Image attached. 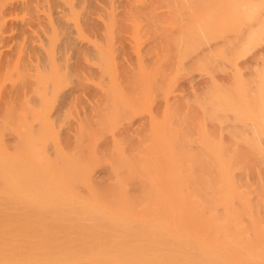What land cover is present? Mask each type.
<instances>
[{
	"label": "bare ground",
	"instance_id": "6f19581e",
	"mask_svg": "<svg viewBox=\"0 0 264 264\" xmlns=\"http://www.w3.org/2000/svg\"><path fill=\"white\" fill-rule=\"evenodd\" d=\"M74 1L75 2H73V0H0V28H1L2 32L4 30L3 28L6 29L7 27L8 28H10V27L11 28H19V30H20V28L21 29L24 28V29H22L23 32L20 30L21 31L20 33H22V34L24 33L25 28H26L25 31H27L28 34L29 33H33L31 31V29L33 30V28L34 29L37 28L36 29L37 31H39L38 28L39 29L42 28L41 30L43 32H41V34L40 33L38 34L37 31L36 32H37L38 35H42L43 37H44V34H46L47 36H45L44 38L46 39V37H47V39H46V41H47L48 40V35L50 33H51L50 35H52L51 37L53 38V40L55 39L54 37L57 35V32L55 30H59L61 32V33L59 32L60 34H62L65 31L66 34L63 33L61 36H59V34H58V37L62 38L64 35L65 36H69L70 35L69 32L71 30H73V32H75V33L77 31L81 32L80 30H82V29H80V28H83V26H84V25H82V27H81V23L85 24L84 28H86L88 23L89 24L91 23V25L93 23L94 24L93 26L90 25V28H89V26L87 28L91 32V31H93V30H91L92 27H95V24H98L100 26V27L98 26V28L100 30L98 29L99 30V34H97L98 32L95 31L96 32V35H95L96 39L95 40L100 39L101 40L100 41L101 44H103L102 43L103 39H101V38H104V40H106V39H109V37H110V36H108L106 38V36L103 35L101 38L100 37L97 38V36L102 35L100 33H101V30L104 31L103 28H114L115 29V27H117L116 25L119 24V26L117 27V30H118L119 28H123L121 26H124L125 28H127L128 24H130V23H132L131 24L132 26H130L131 28H142V26H144V25L146 26V25L150 24L149 23L150 20L147 19V18H150V19H153V21L152 20L151 21H152V24L153 23L154 24L153 25L150 24L151 27L147 26V27H144V28H148V27H150V28H162L164 30L166 28V27L163 26L164 24L173 25L172 31L174 30L173 32L175 33V30L177 29L178 31H180V34H179V32H177V30H176V32L178 33V35L177 34L173 35V33L170 32V34H172L175 37H173L172 35H170V36L169 35H165L166 37L168 36V38L169 37L170 38L166 39L164 41H166V43H167L168 40L171 39L173 41V39H175V41H173V42L174 43L176 42V44H178V45L175 44L176 46H179L181 41L185 42L186 45L182 44L185 47H188L189 45L191 46V47L187 48V49H189L188 50L189 52L185 53V54H189L190 53L189 56L186 55V57H180L181 58L180 60H183V58L185 60H189L188 58H192V55H194V54L196 55V53H198L197 56L198 57L200 56L199 59H201L202 61L204 59V62H202L203 65L205 63V65L207 64V66H210L213 63V60H214L213 56L214 55L212 54V56H209L208 54L206 55L205 52L206 51L208 52V50L211 47H212V50L218 49V48H216L217 46H219V45H217L218 40L221 39V41L223 42L222 37H224V39H226L225 38L226 36L224 35V33L226 31H224V30L233 31L236 28H253V29H255V28H264V0H157V1L156 0H133L134 2L133 3L131 2V4L133 5L135 3V6H134L135 9L137 7L136 12L137 11L139 12V9H140L141 13L143 14L144 11L147 9L145 11L143 17L141 16L142 14L140 13L141 14L140 17H142L143 20L145 18H146V20H148V21L144 20L145 22H143V23H146V22L147 23L144 24V25L141 24L142 25L141 27L139 26V22L141 20H139V19H142V18L137 16L139 13L137 12L136 13L137 15H136V14H133V13H135L134 12L135 9L134 10L130 9L131 12L133 11V13H131L130 10H129V8H133L131 4H130L131 6H129V3H130L129 1L130 0H127L128 3H126V0L123 1L124 2V7L122 6L123 2H122V4H120V1H122V0H120V1L113 0V3H115V1H117L116 2L117 3L116 4V7H117L116 11H118V6H117L118 4L120 5L119 7L122 6L124 9L127 6H129L125 10L121 7V9L124 10V11H122V13L126 12L123 15H120L121 14V12H120L121 10L120 9H119L120 11L117 13L118 15H116V13L114 14L112 11H109V10L106 11L104 9L106 11L105 12L102 8H101L102 10L99 8L98 9L99 11H103V13L100 12L102 17L104 15L103 18H101V17L96 18L99 15L98 10H97V8H98L97 4L99 3V1H98V3L97 2L95 3V1L90 0L91 2L93 1L92 3L95 4V5L91 4L90 1H89L88 3L91 4V5H89V7H88V5L86 4L87 5L86 7H88L87 9L89 11L93 10L92 11L93 13H91L93 15L95 14V12H97L96 14H98L97 16H94V17H92L91 14H90V16L92 17L91 19L94 18L93 20L89 19L90 16H89V11L88 10H86V12L88 11L87 12L88 15H85L87 13L85 11H83V12H85V14L82 12L83 13V14H81L82 16H80V18H78V15L80 14L79 10L80 9H81L80 11H82V9L85 10L84 8H86V7L84 6L85 4H82L83 8H82V6L79 5L82 0L79 1L80 3L77 0H74ZM109 1H111V0H107V3ZM41 2H43V3H41ZM77 2L79 4H77ZM102 2H104V0H102ZM154 2L155 3L157 2V3L155 4ZM37 3L38 4L41 3L42 6H38ZM82 3H84V2H82ZM85 3H86V1H85ZM105 3L104 4L102 3V7L103 8H105L103 6V5H105ZM125 4H128V5H125ZM98 5H99V7H101L100 4H98ZM157 5H160L162 8L164 7V9L165 8L167 9L166 12L163 10L164 11L163 15H162V11H160L161 13L159 12L160 15H162V17L164 16L163 18H165V13H166L167 16H166L165 19H163V18L161 19V17L158 16L159 14H157L156 10H158L159 8L155 7ZM90 6H93V7L97 6V8L96 9L95 8H91ZM113 7L115 8L114 5H113ZM110 8H111V6H110ZM141 8H143V10H144L143 12H142ZM90 9H92V10H90ZM47 10L49 11V14H47L48 12L46 13ZM104 13H106V15ZM127 13L130 14V15L128 16ZM156 15L158 16V19L156 18L157 20L155 19V17H157ZM27 16H29V17H27ZM116 16H118V17L116 18ZM122 16H124V17L126 16L125 17L126 20H128L130 23L125 25L127 23V22H125L126 21L125 18H124V21L123 20L120 21L121 18L123 19ZM127 17L130 18L131 20L127 19ZM138 17H139V19H138ZM88 19L93 21V22L89 21ZM116 19L118 20V22H117ZM115 23H117V24L115 25ZM101 27H102V29H101ZM27 28H28V30H27ZM29 28H30V32H29ZM46 28H49V29L53 28L54 31H55L54 33H56V35H54V37H53V34H54L53 30H51L49 32L48 31L49 29L47 30L49 32L47 34V31H45ZM61 28H63V29H61ZM70 28H71V30L68 32V30ZM75 28H77V30H74ZM168 28H171V27H168ZM178 28H181V29H178ZM182 28L183 29H185V28L188 29L189 28V30H190V28L193 29V30L191 29L192 33H190L189 35H186L189 31L187 29H185L186 31H188V32L185 33V36H184L186 41L182 37V35H184V33L182 34V31H183ZM194 28H197L196 31L198 30V32H196L195 35H194L195 37L192 36L194 34V32H195ZM205 28H207V29H205ZM222 28H226V29H222ZM228 28H230V29L228 30ZM65 29H68L67 32H66ZM162 29H160V30H162ZM199 29H201L203 31V36H204V38L202 37L203 39L201 38L202 34H201V32H199L200 31ZM94 30H97V28L95 27ZM107 30L108 29H106L107 35L110 34L109 31H111V33L113 31L115 32V30L112 31V29H110L109 31H107ZM255 30H250V31L253 32ZM44 31H45V33H44ZM83 31H84V29H83ZM73 32H71V33L74 34ZM79 32H77V34H79ZM90 32H88V33L90 34ZM132 32H133V30H132ZM152 32H153V29H152ZM152 32H150V33H152ZM20 33H18V34H20ZM42 33H44V34H42ZM91 33H94V31L91 32ZM129 33H131V32H129ZM164 33L163 34L161 33V36L162 35L164 36ZM197 33L198 34L200 33L201 35L199 34L198 35L199 37H196ZM254 33H256V31L253 32L252 34L250 32L252 37H253ZM4 34L5 33H3V34L1 33L0 36L1 35L3 36ZM72 34L69 36V38L65 37V36L62 38V39H65V40L67 39L66 41L65 40L64 41L60 40L61 38H59V39L57 38V41L59 40V42L60 41L63 42L62 44H64V43L67 44V41L70 40V38L72 39V37H74L73 40L75 41V39H76L75 43H78L76 45H79L80 42L82 41L81 39L83 37H86V36H84L85 35L84 33H82V35L80 33L79 34V36H80L79 38H81L80 39L81 41L78 42L76 36H73ZM157 34H159V31H157ZM255 35L256 34H254V36ZM12 36L9 38L10 40H13ZM18 36L19 35L16 36L17 39H15V37H14V40H15L14 41V46L15 47H16L15 42L17 40L21 41L20 39L23 38V35H22V38H20L21 36H19V37ZM26 36H27V37H25L26 39H30V38H33L34 40L37 39V35H36V37L35 36L31 37L32 34H30L29 35L30 38H28L27 34H26ZM42 36H39V37L41 38ZM112 36L111 37L114 38L115 35H112ZM190 36H191V38H190ZM3 37H1L0 40L3 39ZM51 37H49V39ZM88 37H90V36H88ZM88 37H87V39L86 38H84V39L88 40L89 39ZM116 37H118V36H116ZM180 37H181V39H180ZM186 37H188L189 40ZM112 38H111V41L106 42V47L109 44V42H112ZM194 38L195 39H199V40L201 39L202 41L201 40L200 41L196 40L197 43L199 41V44H197ZM33 39H30L28 41L32 44L33 41H34ZM45 39L44 40L42 39L41 43H43V42L46 43ZM176 39H178V41H176ZM215 39H217V42H216ZM227 39H228V37H227ZM3 40H1L2 43H4ZM31 40H32V42H31ZM38 40H39V38H38ZM38 40L35 41V45H36V42ZM51 40L50 41L48 40L50 43L47 41L48 44H44L43 43L46 46L45 47L43 45L46 52L50 50V49H46V48H51V47H49V45L50 46L52 45V47L54 49L55 45L57 46L58 44H61V42L56 44V42H54L55 40L52 42L53 43L52 44ZM91 40L93 41L94 46L97 49V51L101 50L102 54L103 53L105 54L106 47L104 49H101L103 46H100L99 43H96V45L98 44L97 45L98 47H96V45H95L96 41L93 40L92 37H91L90 41ZM104 40H103V42H104ZM28 41L26 42V40H25V43H26V44H24L25 48H28V45L31 46V44H29ZM74 41H72V40L69 41V42L72 43V46H74L73 48L76 47L77 50H78L79 47H80L79 49L82 48L81 46L85 47V44H83V43H82L83 45L81 44V46L77 47L75 44H73ZM151 41H152V39H151ZM189 41L193 42V43L195 41L196 44L195 43L194 44H192V43L190 44ZM86 42L87 41H85L84 43H86ZM205 42H207V45L209 47H206L207 45L205 44ZM208 42H209V44H208ZM222 42H220V46H223V45H221ZM16 43H17L16 49L12 45V48H14V50L13 49L12 50L14 52L18 49V45H19L20 42H16ZM41 43H39L40 45L38 44V47L41 50H39L37 46L35 48V45H34V47L31 46V47H33L31 51H33L35 49L34 52L39 50L38 52L41 53V51H42V48L40 47ZM170 43H171V41H170ZM202 43H204V44H202ZM213 43L214 44L216 43V47H214L215 45ZM10 44H11V41H10ZM62 44L60 46H62ZM65 44H64V46L65 47L68 46V49H69V45L68 44L65 45ZM110 44L111 45H110L109 48L111 49V46H112L113 42L110 43ZM167 44H169V42ZM167 44H164L163 47L165 45L167 47ZM4 45L3 46L1 45L2 48L3 47H7L6 43ZM103 45L105 46V44H103ZM202 45L204 46V48H202ZM60 46H59V48H60ZM64 46H63V48H64ZM152 46H154V45H152ZM168 46H170V45H168ZM192 46L193 47L195 46V47L192 48ZM86 47L88 49V48H90V45L86 46ZM86 47H85V50H87ZM154 47H157V46L155 45ZM180 47H179V49L181 50L182 46L180 45ZM199 47H200V49H203V52H202V50H197V48L199 49ZM2 48H0V49H2ZM25 48H24V52L22 51V56L21 57L18 56V59L20 57V59H19L20 62L19 63L21 65H20V67L18 66L17 68L14 67L15 64L14 65H12L13 63L11 64L12 59H13V57H15L14 55H15V53L17 51L14 54L11 53V48L9 50L10 52L6 51V53L9 52V53H7L8 54L7 56L10 57L9 59H11V62L8 59V63L11 64V67H9V68H13V70L15 68V70L14 71L12 70L13 73H12V71H10L11 69L10 70H6L8 72L10 71L11 75H10V73L6 72L5 73L6 75H4V76H7V74H9V76L6 77V78H3L2 80H1V77H3V76H2V74L0 75V99H2V100H0V105H4L5 102H7V104H8V101H7L9 99L8 94L10 95V97L11 96L13 97L15 95V94L12 95L13 93L11 94V92H13V90L8 89V90L11 91L10 92V91H8L6 89L9 92L8 93L2 87L6 88V85H7L8 88H14V85H16L17 82L19 84V81H21V83H22L23 80L25 81L24 84H25L26 87L22 86V88H26L25 91L29 92V94L27 92L26 93L22 92L23 94H21L20 90L24 91V89L19 87L20 84L16 85L17 89H18L17 93H20V94L16 93V95H15L16 97L18 95L20 96V97L18 96L17 99L18 98L20 99L22 97L25 98L24 94L28 95V96L29 95L32 96L33 94L35 96L37 95L36 97L32 96V97L28 98V102H29L30 98H32L30 100V102H29V103H31V101H32V103H33L32 106H30L31 104L27 103V98H25L26 102L25 101L22 102V100H21V102L20 101L18 102L19 99L15 101L13 98H11L13 101L10 99L9 100L10 104H8V105L5 104L4 105L5 106L4 109H3V106H1L2 109H0V111L2 113V114L0 113V264H264V168H262V166L264 165V160H263L264 156L262 155V152L264 151V148L262 149V147L264 146V144L260 145L259 143L258 144L254 143V141H253V143L250 142V139L252 138L251 137L248 140L250 143H252L251 147L249 148L250 143H248L247 139H245V136H244V140L245 141L240 140V138L243 137V136H241L240 138H236L234 140H236V142H238V143L240 141V144L243 143L242 146L244 145V142L248 143L247 146L250 149L249 151L252 150V152H254V154L252 153L254 157L251 156V155H249V156L247 155V157H246V155H245V157H244V155H240L242 160L238 157L239 159L236 158L237 159L236 161L233 160V159H229L230 161H227L225 159V158H228V156H227L228 153L227 152H231V150H233L232 149V146H233L232 144H234L235 141L230 143V146L232 145L231 147L228 146L229 145L228 142H227V145L221 144V143H217L219 145L218 147H220V148H221V145L222 146H226V147H223V150H225V151H226V149L230 150V151H228V150L226 151L227 155H226V153H224L222 151V149L216 147V145H214L212 143L215 146V148L217 149V151L215 152L216 155L214 156L213 153H211V152H213V150H215V149H213V150L210 149L211 146H212L211 142L210 143H206V141L207 142L212 141V138L207 137V138H209L211 140H209V139L206 140V138L202 139L203 136H205V135L207 136V134L210 132V128H206V130L209 129L208 130L209 132L207 133V131L205 130V127L203 126L204 124H202V127H203L202 130L204 132H206V134L203 135L202 133H199V130H201V129L198 127V136H200V140L202 142H205V143L201 144V147H198V146H200L199 145L200 143H197V142L198 141L200 142V140H198V141L196 140L197 132L194 133L195 132V130H194L195 128L194 127L198 126V124H196L197 121L195 119H198V117L199 118L202 117V116H199V114L201 113V111H200L201 109L198 110V112H200V113H198V116L196 115L197 114V112H196L197 110H195V108H197L198 105L197 106H193L192 102L189 101V102H191L190 103L191 104L190 107L193 106L194 108L193 107L189 108V105H188L187 112L189 113L190 117L187 115L188 117L185 116L187 119L185 118V120H183L184 122L186 121L184 123L183 127H185V125H187L185 127V129H180L179 128L181 126L180 123L181 122L183 123L182 116H181L182 114L181 115H177L178 117L181 116V117H179L181 119V122L178 120V118H176L174 116V115H176V113H178L177 110H179V109L180 110H179L178 114H180L181 112L185 111V109H183V108L186 107V105H184V104H186L185 101H186V99L187 100L190 99L189 95H186L187 98H183L184 97V94H183V97L181 96L182 98H179L180 101L177 99L178 103L179 102L181 103V104L179 103L181 106L180 105L177 106V102L174 101V102H176V104H175L176 106L171 104L170 105L171 107L170 106L169 107L166 106L167 108L164 109V111H166L167 113H165L163 111V113L161 115V112H160V115L164 118L165 115L167 116V114L170 113L169 111L172 108L177 107L176 111L173 109L174 110L173 111V113H174L173 115H172V113H170V116L168 114V117L165 116V119L162 118L164 120V121L162 120V123H161V121L159 122L158 119L156 118V120L159 122L158 123L157 121L153 120L155 118L152 117L151 120L153 121L152 123H154V125L152 123H150V125H146L147 129L146 128L145 129L148 131V130L151 129V127H153L154 129L152 131L150 130L151 133H153L152 136H154L155 133H156L157 136H154V137H156L157 139L163 140L164 143L161 140H158V141H161L159 143H162V144L166 145L167 144V143H165L166 141H169V143H170V140H172V139H175V138L179 139V137L181 135H183L184 133L188 132V130L190 128L191 129L194 128L193 129L194 132H193V130H190V132L187 133L186 138L187 137L189 138V136L192 137V135H190V134L194 133L195 135L193 137H195V136L196 137L193 138V141L195 139L196 142L195 141L194 142L197 143L198 146L194 142H191V140H189V143H192L193 145L191 146V144H190L189 147H187L188 143L185 144V142H183V140L184 141H188L187 140L188 138L187 139L186 138H184V139L180 138L181 140L183 139L182 140L183 144L181 143L180 146L177 147L178 149L175 146H178L179 144H176L174 146L176 148V150H173L171 148L172 145H173L172 141H171V144H170L171 147H170V145H169V147L173 150L172 154L176 155L179 152V154L176 157H173L174 155L169 154V152H168V151L171 152L169 147L166 146L167 148H164L165 147L164 145H163V147H161L160 146L161 144L159 145V143L154 142V143H157V144L153 143V145H156V146H154V148H156L154 150L158 151L157 148H160V149L163 148V150L165 149L164 153H167L166 154L167 156H166V155H163L161 150H160V152L159 151L156 152L154 150L150 151L152 149L151 148L152 146L150 144L148 145V143H147V145L144 144L143 139L144 140H148V138H146V137L153 138L150 133L148 134V136H146V133H147V131H146L145 135L141 136L143 139L139 137V139H142V142H143V144L145 146H143V144H141L142 143L141 140L139 142V140H137L136 137H132L134 135L131 134L132 136H130V133L128 132L129 135L126 134V135L129 136L128 138H127V136L123 135L124 137H119L120 138L119 139L117 137L118 134L115 135V136L114 135L111 136V137H114L113 138L115 140V141L113 140L114 142L118 141V139L121 140V141H118L117 145H115L116 143H114L113 141H112L113 144L111 142H109L112 145L116 146V147L114 146V148L110 144H109L110 146L108 145V147H106V145H104L105 142H103L104 140L102 141L103 144H101V141H99L102 138V136H101V138H97V136H98V134H101V133L105 134L103 127L105 126L104 122L106 123V121L104 120V118L107 117L108 115L110 116L112 114L110 112L111 109H112V108L110 109V106L112 105V103H111V105H107L106 104V102H107L106 98H105V100H103L102 99L103 97L101 95L102 94L105 95L108 92V90L105 89L107 87L106 84H108L110 82V84L112 85L113 81H114V85L116 84L115 83L116 81L114 79L115 76L113 77L115 72L112 74L113 78H111V74L110 73L113 72L114 70L112 69V71H110L111 67H110V64H108L110 62H108V58L106 59V57H108L107 55L109 54V52H106L107 53V54H105L106 57L104 56V54L103 55L101 54L103 56V58H102V56H100L102 59L99 56L98 57L101 60L105 59L104 62L110 68L109 71L107 70V73L109 72L108 76L110 75V77L107 76L108 80L111 78V79H113V81L110 80L108 82V80L104 79V77H106V76L101 74L103 76L102 77L103 79L101 78V80L102 81L104 80L103 84L105 83L104 84L105 88L102 87V89H100L99 87H96V86H95L96 87L95 88V87L90 86L91 83L89 84L90 89L92 88V92H95L97 94L100 93V91H104L103 88L106 90V91H104L106 93H102L101 92L102 94L101 93H100L101 95L99 94L101 96V98L98 95L100 99L98 98V100H97L98 104L97 105H98V107L100 106V103L98 102L100 100L106 101V102L102 101L103 104L105 103V105L101 104V106H105L106 107V105H107V107L109 106V109L105 108V109H103L104 110L103 112L105 113V110H110L107 113H111V114H108L107 116H106V114H107L106 113V114H104L105 115L104 116L103 113H101L102 110L99 109V108H103V107L100 106L98 108L99 111L98 110L94 111L95 109L93 110L94 113L96 112L94 115L93 114L92 115L91 114H89V115L87 114L88 118H89V116H92L91 118H89V120H92V118L94 120L96 117H97V119H96L97 121H99L100 117H102V119L104 120L103 121L102 119H100L103 122L99 121L101 124L103 123V125H104L103 126V125H101L99 123V125H101V130L103 129V132L98 133L99 131H101L100 129H99V131H97L98 128H100V127L96 128L95 126H92V123H93V125L97 124V126H99L98 123H96V122L94 123V121L93 122L90 121L91 122V127H90L91 129L90 128L87 129V131L90 129V132H91V130L93 128L92 132L93 133L94 132L98 133L96 135V138H97L96 140L99 139L98 140L99 144H98V143H96V140H94L95 138L91 139L92 135H88L89 137L86 135L88 139H91V142L93 140V146H92V144L90 142L89 143V147L92 146V148H93L94 144L95 145L96 144L99 145V146H97V148L94 147L95 151L96 150L98 151V155H95L97 153V151L95 152L94 155H95V157L98 156L99 159H101V160H98V157H96L97 159L96 158L95 159L91 158V159H92V161H94V160L101 161V162H99L97 164H98V170H100V169H102V170H100V171L96 170L95 168L97 167V164L95 163L96 166H94L95 165L94 162H93V166L94 167L93 166L92 167H93V169L98 171V173H100L102 171H106L108 169L107 168L108 166H109V169H110V166L112 168V165L114 163L113 162L114 160L112 158L114 157L115 160L118 158V157L115 158L116 155H111V152L113 154V149H114V153H115L116 149H117L116 151L124 149V148H125V150L128 149V146H125L124 148H121V146L119 145L120 146L119 147L118 144L120 142H122L121 144H126L127 143L126 145H129V143L131 142L132 144L131 143L130 144L132 145V147L136 146L135 148H137V149H139L138 145L140 147H142V149H143V147L147 146V148H145V150H147V149L148 150L144 151V152L147 154V152L150 151V153H148L147 154L148 156L145 158L142 155H139L140 152H141V151L139 152V150H142L141 148L139 150H136L133 147L132 150L129 149L130 151H127V152L128 153L130 152V154L132 152L134 155L133 154L131 155V160L133 162L134 161L133 158H135L136 161L131 163V160L129 158H127L128 157L127 155H129V154L127 152H126L127 154L124 152V155L126 154V157H125L126 160L129 159L130 161L128 160V162H127L128 164H126V162L123 161L124 164L121 166V164L123 163L121 158L124 156L122 154L123 152H121L120 153V158H118L119 161H121V162L118 161L120 163V164L118 163V167L121 168V167H123L126 164L124 167L126 169V167L128 165V167L126 169L127 171L124 170V168H123V172H120L122 170L120 168H119V171H118V167H116V164H117L116 163L117 160H116V162L114 164L115 166H113V168L115 167L117 169V170L114 169V171L116 170L117 173L113 171L114 174L112 173L109 176L110 170H111L110 169V170H108L109 173L107 172L108 174L100 173L98 175V177L102 174L101 175L102 178L101 177L95 178V182H94L93 181L94 179L92 180L91 177H90L91 179L89 178V176L91 175L90 173H92L91 170L93 171V174H95L94 172H96L95 170L91 169V167L89 168V166H91V159H89L88 157L91 156V155L88 156V154H86L88 157L82 156V154L85 155L86 152L90 153L88 151V149L92 150V148H88L87 142H86V144L84 143V145H86L87 147H84L83 142H81L84 139H86L85 138L86 136L84 137L82 135L83 137H81V139L82 138H84V139L83 140L79 139V142H77L74 139H70V138H74V137H72V134H70L71 136H69V133H67L70 138L65 134L67 137L64 136V138L65 139L68 138V139L64 140L63 143H61L63 146L60 147L59 146L60 144L55 145V143H58L57 136H60L59 133L56 136V138H55V135H53V136L50 135L51 133H53L51 131L60 128V126L59 127L57 126V124H58V122L60 120H62V121L64 120L65 121V119H66L65 116H67L68 113H69V110H67V106H68V104H70L67 101V99L70 98L71 96L74 97V93L78 92V89H79L77 86L81 85L80 87H82V84H79V83H83L84 84L85 80L82 81V82L78 81L77 82L78 85L76 87L74 86V84H72L73 87H75V88H72V86H70V83H73L75 81L74 76L77 75V74H74L76 70L73 69V67H72V66H74L73 65L74 63H73L72 66H71V69H73V71L71 69H69V70L74 72L73 73L74 76L71 78L72 73L68 70V72H67V74L65 76V80H66V77L68 76V73H69V75H71V76H69V78H67V79L73 80V82L68 80L70 83H68V82L67 83L72 89H69L70 87L68 86L67 88L69 90L68 89L67 90L69 92L74 90L73 91L74 93L72 94V92H71V94H70L71 96L67 93L70 96L69 97L68 95H66L68 98L65 97L66 93H63L64 96L62 94L63 98L60 97L61 96V94H60L61 91L58 93L60 95L56 94V95H58V98H56L57 96L55 95L56 97L54 99L58 102V103L56 102L58 105L60 103L61 107H60V105L58 107H56V111L57 112L55 110H54V112H56V113H53L51 111L53 113V115L52 114L50 115V112H49L48 109H49V106H51V104L53 103V100H54L53 97H52V94H53L54 91L59 90L60 88L57 89V87L61 84L62 81L63 82L65 81L64 78H63L64 73L62 74V71H61V73H59L60 75L61 74L63 75L62 78H61V76L58 73L54 72L55 73L54 77L55 78L57 77L56 80L58 81L57 82L58 85H57L55 78L51 77V75H50V74L53 75V73H50V72H51V70H56V68L58 66H59V69H57L58 71L60 69H62V70L64 69V68H60V67H63V66L66 67L65 64H63V66H62V63H65V62H59V64H60L59 65L58 61H56V59L58 57H62V58H58L59 61L60 60L61 61L64 60L63 57H65V56H63L64 54H62V53H63V50L65 51V49L62 50V47H61V49H58L56 47L55 50L58 49L57 50L58 52L60 50L61 54L60 53L59 54L62 55V56H59V54L56 53L57 54V58H55L56 56L53 57L54 53H55L54 52L55 50H53L52 48H51V52L49 51V52L46 53V55H48V57H49V54H50L51 59L55 58V59H53L54 62H52L51 59L50 60L48 59L52 63H56V65H58V66H55V67L53 66L54 64H52L51 62H49L47 60V56L45 57V53H44V57L45 58H42V59H41V57H43V52L41 53V55L39 53L40 57H38V58L40 59V61H38V62L41 64V66L44 67L42 65V64H44V62L41 63V60L44 59L43 61H45V59H46L47 63H45V64L49 65V67L53 66V68H54V69L50 68L51 69L50 70L49 67H48V70L50 72H49V74L47 76H45L46 74H44V73H45V71H47V69H45V67H44L43 68L44 70H43L42 67L39 66L40 64H38V67H40L39 70H42V71H39V70L36 71V72H40V73H36L35 74V72H34L33 75H28L32 70L35 71V67L33 68L32 67V63L30 62L31 65H30V67L28 66L29 67L28 69H30L31 71L29 73H27L28 70L25 68L26 64L29 65V61L26 63V61L28 59L27 53H29L31 51H29L30 47L28 48V52H26L27 49L25 51ZM91 48H92V45H91ZM68 49H66V51ZM96 49H95V51H96ZM110 49H108V50H110ZM144 49H146V47ZM161 49H162V47H161ZM165 49L167 50V48H165ZM165 49H163V50H165ZM21 50H23V49L21 48ZM74 50H76V49H73V51ZM81 50L83 51V52L81 51L82 53H85L83 49H81ZM90 51L94 52V47ZM169 51H170V49H169ZM175 51L176 50H174L173 52H175ZM181 51H183V53H184V50H181ZM186 51L187 50L185 49V52ZM0 52H1V50H0ZM3 52H4V49H3L2 53ZM25 52H26L27 56H25V54H24ZM34 52H31L30 56H32V57H30L31 58L30 61H32V59H33V61H34V59L35 60L38 59L36 57V55L38 53L36 54V52L35 53ZM92 52H91V54H92ZM173 52H171V53H173ZM180 52L177 53V51H176L177 54H179ZM201 52H202L203 59L201 58ZM74 53H75V56H76V54H77V56L81 55V54H79V52L76 53V51H74ZM74 53L72 54L73 56H74ZM88 53H90V52H88ZM99 53H101V52L99 51L98 54ZM148 53H149V51H148ZM183 53L181 55L185 56V54L183 55ZM191 53H194V54L191 55ZM212 53H213V51H212ZM3 54H0L1 55V60H3L2 59V55ZM33 54H35V55H33ZM94 54H97V52L93 53L94 57L92 56L93 58H96L95 56H97V55H94ZM159 54L161 55L162 53H159ZM72 55H71V57H72ZM85 55H87V54L85 53L84 56ZM149 55H151V54H149ZM166 55L168 56L167 53H166ZM5 56H4V59H7ZM33 56H35V58ZM75 56H74V58H75ZM217 56H218V53H217L216 57ZM22 57H25V59L23 58L21 60ZM26 57H27V59H26ZM80 57L83 59L82 56H80ZM85 57H84V59H85ZM88 57L90 58L89 55H88ZM160 57H162V56H160ZM172 57H173V55H172ZM194 57H196V56H194ZM210 57L213 60H210L211 59ZM99 58L97 59V61H96V59H95V61L93 59L92 60L94 62H98V61L101 62L99 60ZM146 58L149 59V56L146 57ZM167 58H169V56ZM174 58H176V55H175ZM178 58L179 57H177V59ZM69 59H67V60L69 61ZM77 59H78V57H77ZM150 59H152V58L150 57ZM205 59H206V61L210 60L211 63L209 64L208 63L209 61H207V63H206ZM92 60H90V62ZM156 60H157V58H156ZM156 60H155V62H156ZM166 60H168V59H166ZM194 60H195V58H194ZM194 60L192 58V62H190L191 61V59H190L187 63L184 62L185 64L183 62L181 63V62L178 61L180 65L182 64L181 66L179 65L180 66L179 71L181 70V68H183V70H184L183 65L185 67H187L188 64L190 65V63L195 65L198 62V58H197V60H195L197 62H195ZM65 61H66V59H65ZM151 61H153V60H151ZM171 61H172V59H171ZM193 61H194V63H193ZM21 62H23V63H21ZM94 62H93V64L95 65ZM129 62H130V65H131L132 61H129ZM166 62L167 61H165V65H166ZM174 62H175V59H174ZM14 63H16V62H14ZM24 63H26V64H24ZM36 63L37 62H35V66L37 65ZM66 63H67V67L68 66L70 67L71 63H70V65L68 64V62H66ZM169 63H170V61H169ZM176 63H177V61L174 64H176ZM3 64H4V62H3ZM22 64H24L23 67H21ZM75 64H76V62H75ZM80 64H82V63H80ZM89 64L90 63H88V65ZM96 64H98V63H96ZM101 64L103 65V63H101ZM149 64H150V62H149ZM17 65H18V63H16V66ZM94 65H93V67L95 68L97 65L96 66H94ZM98 65H100V64H98ZM105 65H103V67H105ZM152 65H154V64H152ZM163 65H164V62H163ZM163 65H162V67L161 66L160 67L161 68L165 67V69H162V71H164V72H160V69L158 68V70H157V72L155 74H157L158 72H159V74L160 73L164 74V73L167 72L166 70H168V68H169V71L167 73L170 74V71L172 70L171 68L173 67V69H174V67L176 65H178V63L176 65H174V66L173 65H171V66L168 65L169 66L168 68L166 67L167 65L164 66V67H163ZM205 65H204V67H205ZM1 66L2 65H0V68H1L0 72L5 70L3 68V66H8V64L6 62V64H4L2 67ZM107 66H106V68H107ZM121 66L122 65H120V67ZM125 66H126V68H128L127 65H125ZM196 66H194V67L192 66L193 69H191V71L194 70V73H195V68L197 69L199 67V66L198 67H196ZM200 66H201L200 68H202V65H200ZM38 67L36 69H38ZM82 67H85V66H82ZM93 67H91L92 70H93ZM146 67L143 68V71L141 70L139 72V76L136 73L137 76H138L137 79L139 81L141 80L140 84L138 82V85H142L143 84L142 86H144V83L147 81V79H145L146 81L143 80L145 77L147 78V76L145 75V73H147V69H145ZM189 67H191V66H189ZM5 68H8V67H5ZM20 68L21 69L24 68L25 70L24 69L21 70ZM31 68H33V69H31ZM91 68H89V69H91ZM98 68H100L99 71L100 70H104L103 71L104 74L106 73L105 72L106 68H102L101 66L100 67L98 66ZM136 68H138V67H136ZM151 68L153 69V67H151ZM177 68H178V66L175 67V69H177ZM84 69H83V71L85 73ZM23 70H24V74H25V72L27 74L24 75L23 74ZM94 70H93L94 72H96V73L98 72V69H94ZM120 70H122V69L119 68V72H120ZM124 70H122V71L124 72ZM154 70H156V69L154 68ZM208 70H210V69H208ZM211 70H213V69H211ZM15 71H16V73H15ZM79 71H80V69H79ZM87 71H90V70H87ZM172 71L174 72V70H172ZM4 72H2V73H4ZM63 72H64V70H63ZM151 72H152V74L151 73L150 74L153 75V70H151ZM188 72L189 71H187L186 74H188ZM46 73H48V72H46ZM124 73H126V71ZM141 73H142V75H145V77H142ZM20 74L21 75L23 74L24 76H26V75H28V76L26 78V77H23V75L21 76ZM80 74H82V73H80ZM134 74H135V72H134ZM98 75L95 76V81L97 80V78L99 79V81H101L100 78H99L101 76L98 77ZM161 75L162 74H160V76ZM164 75L166 76L167 74H164ZM200 75H202V74H200ZM210 75H209V77H210ZM19 76L21 77L20 80L18 79ZM83 76L84 75L82 74V77ZM118 76H121V75H118ZM125 76H127V75H125ZM156 76L158 78V75H156ZM190 76H191V74H190ZM10 77H12V78H10ZM15 77L17 79L14 80V82H11L13 84L12 87L9 86L10 84L8 85L7 83L3 82V81L6 82V80L11 81V79L13 80V79H15ZM28 77H30L29 78L30 81L28 80ZM59 77H60V79H59ZM107 77H106V79H107ZM139 77L140 78L142 77L143 79H139ZM166 77L169 78V76H166ZM77 78H78V76H77ZM122 78H124V75H123ZM157 78H155V79H157ZM167 78H164V79L167 80ZM189 78L191 79V77H189ZM192 78H195V77L192 76ZM211 78L209 80L210 82H212V80H213V79L211 80ZM58 79L61 80V82ZM188 79H186L188 83L186 82L185 78L181 81L180 88H182V86L186 87L187 85L191 86L189 84H191L192 82L190 83V81H193V80L189 79L190 81H188ZM138 80H136V81H138ZM142 80H143V83H142ZM176 80L178 81V79H176ZM184 80H185V82H184ZM90 81H91V79H90ZM95 81H93V83H97L98 80L96 82ZM99 81H98V83H99ZM159 81H160V79H159ZM260 81H261V79H260ZM2 82L5 84V86L2 85L3 84ZM63 82L60 85V87L63 86L61 88H63V91H64L65 90L64 87L66 85L64 86ZM121 82L123 84H121ZM121 82H119V85H122V87H123V85H125L126 82L125 81H121ZM168 82H169L168 85H170V87H171L170 79H169ZM183 82L186 83V84L183 85L182 84ZM131 83H130V86L132 85ZM209 83L207 82V84H209ZM212 83H214V81ZM212 83H210V86L213 85ZM241 83H243V82H241ZM135 84L137 85V83H135ZM207 84H205V85H207ZM219 84L221 85V83H219ZM262 84H264V83H262ZM1 85H2V87H1ZM96 85H98V84H96ZM111 85H110V87L108 86L109 87V91H111V93L109 92L107 97L108 96L110 97L114 93L115 96L113 98H115L117 96L115 94V92H117V91H114V89L117 90V88L118 87L121 88V86H117L116 85L117 88H115V86L113 85V88H114L113 89L111 87ZM136 85H135V87H136L135 89L137 90L138 88H137ZM152 85H149V86H152ZM161 85H160V87L163 88V85L162 86ZM176 85H178V84H176ZM16 86H15V88H16ZM145 86H146V84H145ZM222 86H220V87H222ZM257 86H259V85L257 84ZM138 87L141 88V86H138ZM157 87H158V85H157ZM164 87H165V84H164ZM194 87H195V85H194ZM259 87L262 88L261 84H260ZM19 88H21V89H19ZM87 88H85V92L90 90L89 88L88 89ZM93 88L96 89V91ZM120 88H118V91L120 90L119 92L121 94L122 93L121 91L123 89H120ZM154 88H156L155 84H154ZM255 88L257 90H259V88H257L256 85H255ZM1 89L3 91H6V93H7L6 97H8V99L5 98L6 99L5 101H4V94L5 93ZM17 89H15V92H16ZM86 89H87V91H86ZM97 89H99L100 91L99 90L97 91ZM125 89H126L125 92H127V91L129 92L128 88H125ZM221 89H223V88H220V90ZM51 90L53 92H51V94H50ZM75 90H77V91L75 92ZM152 90H153V88H152ZM200 90H199V92H200ZM79 91H81V88H80ZM138 91H139V89H138ZM141 91H142V89H141ZM155 91H157V90H155ZM192 91H193V89H192ZM195 91H196V89H195ZM255 91H254V94H255ZM128 92H127V94H128ZM186 92H188V91H186ZM189 93H190L192 98L197 99L196 95L192 96L194 93L192 94L191 91H189ZM204 93H205V91H204ZM258 93H261V92H258ZM2 94H3V96H1ZM144 94L145 93H143V95ZM155 94H156V92H155ZM223 94L224 93H221V95H223ZM250 94H252V95L250 96L248 94L249 97H252L254 95L251 92H250ZM21 95H23V96H21ZM48 95H50L49 96L50 99H53V100L49 99L50 100V104H48L49 102L47 100V96ZM86 95H89V94H86ZM160 95H161V93H160ZM198 95H200V94H198ZM211 95L209 97L208 94H207L208 98H211ZM53 96H54V94H53ZM78 96H80V95H78ZM172 96H173V94H172ZM216 96H215L214 99H217ZM258 96L255 97V101H252L254 99L253 97L251 98V100L249 99V101L251 103H253V102L256 103V99L259 98ZM16 97H14V98H16ZM59 97H60V101H58ZM85 97H88V96H85ZM91 97H95V96H91ZM226 97H223V99L226 98L225 101L223 100L224 103L228 100V96H226ZM37 98H38V101H36ZM64 98H66L65 99L66 101L63 100ZM77 98L78 99H76V100H79V97H77ZM113 98H111V99H113ZM128 98H130V96H128ZM138 98H139V95H138ZM147 98H148V96H147ZM203 98H204V96H203ZM205 98H207V97H205ZM73 99H75V98H73ZM115 99L109 101V104L112 101L115 102L116 101ZM184 99H185V101H184ZM239 99H241V98H239ZM239 99H237V100H239ZM260 99H262V98H260ZM107 100H109V99H107ZM134 100L136 101V99H134ZM157 100H159V99H157ZM191 100H194V99H191ZM198 100H201V98H199ZM220 100L221 99H219V101ZM231 100L234 101L233 98H231ZM61 101H63V102L65 101V103L68 102L67 104L64 103V107L66 106V108L63 107V104H62ZM127 101H128V99H127ZM205 101H206V99H205ZM209 101L210 100L208 99V103H206L207 106H204L205 102L203 103L204 105H202L203 99H202V102L200 101L201 102V108L205 107L207 109V110H205V108L202 109V111L204 110L203 113L205 112L204 113V117L207 115L211 119V120L207 119L208 122L210 121L208 123L209 125L207 124V121H206V126L207 127H210V123L212 121V117H213V120H214V118L217 117L219 119V122L221 121L220 119H222V125L223 126L225 124V122H224L225 120L227 122L228 121L227 119H233V118H230V117L228 118V115H227V112H226L227 109L231 108L228 105L226 107V103L228 101L225 103V106L223 105L224 104L223 102H222L223 104L221 102L218 104V102H217V106L214 105L216 108L215 107L213 108L211 106L212 109L208 105ZM236 101H235V104H237ZM241 101L242 100L239 101L240 104H241ZM245 101H246V99H245ZM247 101H248V99H247ZM249 101H248V103H249ZM1 102H2V104H1ZM78 102H80V101H78ZM78 102H77L76 105L80 106V105H78L79 104ZM193 102H195V101H193ZM229 102H231L230 99H229ZM18 103H19V105L21 103H25L24 107L22 106V104L20 106V110L23 109L22 112H20L18 110L19 109V106H17ZM210 103L212 104V102H210ZM242 103H244V101ZM251 103H249V105H251ZM255 103H253V104H255ZM35 104H37V105H35ZM57 104H55V102H54L52 104L53 105L52 108L54 109ZM84 104H85V102H84ZM87 104H88V102L86 103V105ZM116 104H118V103H116ZM132 104H134V103L132 102L130 105H132ZM213 104H214V102H213ZM229 104H231V103H229ZM33 105H35L37 107H35V106L33 107ZM92 105H91V107H92ZM94 105H96V103H94ZM124 105H125V103H124ZM158 105L161 106V104H158ZM249 105L247 104V106H249ZM255 105H257V104H255ZM255 105H253V108H252V109H254V111H252V109H251V112L257 114L256 116H254L255 118L259 116L260 119L263 121L264 118L262 116H264V113H263L264 110L261 107H260L261 109L260 108L257 109L259 106H261L260 104L257 107ZM172 106H174V107H172ZM202 106H204V107H202ZM254 106L256 107V109L254 108ZM112 107H114V106H112ZM243 107H244V105H243ZM243 107H240V110H237L239 108H237L235 110L234 109H230V110L233 111V112L231 111V114L229 113L230 115H233L235 112L240 111V113H238V114L242 115V117L244 116L243 119H242L241 116L239 117L238 114H236V113L234 114V116L237 115L236 119L234 118V120H235V122L238 123V124L237 123L236 124L239 127H237L236 125H233V126H235L237 128V130L233 126H232V128L234 130L232 128H230V129L226 128L225 127L226 124L221 129H226L227 133H228L227 130H229V131L232 130L231 132H234V134H238L239 132L242 131L241 129L246 128L247 126L244 125L243 123L247 122L246 120L250 117V115H249V117L246 116V115H248V113H250L249 112L250 110L248 111V113L245 112V110L241 111L242 110L241 108H243ZM52 108H50V109L52 110ZM58 108H61L63 111L58 109ZM70 108L72 109V107H70ZM96 108H97V106H96ZM121 108H123V107H121ZM156 108H157V105H156ZM156 108H154V109H156ZM168 108L170 110H168ZM219 108H220L221 111L223 109H225V110H223L224 113H223V111H222V113H220V110H218ZM234 108H235V106H234ZM213 109L214 110H218L219 112L213 111ZM88 110H89V108H88ZM130 110H131V108L129 109V111ZM132 110H133V108H132ZM137 110H135V111H137ZM156 110H158V109H156ZM160 110L161 109L159 108L158 112ZM259 110H262L261 113H263V115L259 114L260 113ZM58 111H59V113H58ZM61 111L63 113H66L64 111H67L68 113H67V115H63V113L60 114ZM208 111H210L211 114H208L209 113ZM242 112H244V113H242ZM90 113H92V112H90ZM115 113H116V115L118 113V115L120 116L119 112L115 111ZM125 113H127V112H125ZM184 113H183V119H184ZM54 114H56V115L58 114V115L55 116ZM72 114H73V112H72ZM47 115H50L51 117L47 116ZM59 115L63 116V118L65 117V119H63ZM87 115H84V116L87 117ZM101 115H103L104 118ZM112 115L110 117H114L115 118V116L114 115L112 116ZM221 115L227 116V119L223 118L225 116H221ZM251 115H252V113H251ZM52 116H55V117H52ZM58 116L60 117L59 121H58V118H59ZM119 116H116V117H119ZM173 116L176 119L173 118V120H172L173 123H171V124L173 125L175 120H176V123L179 122L178 123L180 125L179 127L177 125H175L176 123L174 124L173 127H175V129L177 127L179 128L178 133L182 131L181 132L182 134L180 136H179L180 133L179 134L176 133L177 129L175 130L174 128H172V125L171 126L168 125L169 122L167 121L166 118H168L169 121H170V117L172 118ZM191 116H192V118H191ZM231 117H233V116H231ZM259 117H258V119H259ZM49 118H52L51 119V121L53 122L52 124H54L58 128L55 127V126H54L55 127L54 128L52 126V124L50 125L51 121L49 120ZM84 118H83V120H84ZM114 118L113 119L109 118V117L105 118L107 120L108 119L112 120L111 121L112 123L110 122V124H109V122H108V124L110 126V127L109 126L108 127L110 129L109 130L107 129V130L109 132H110L112 126L115 125V124H113L114 123L113 122ZM120 118H121V116H120ZM193 118H194V121H192ZM205 118H207V117H205ZM217 118L215 119V121L217 120ZM200 119H204V118H200ZM258 119L256 118L257 121H259ZM83 120H82V118H81V120L80 119L78 120V121H80L79 125H83L86 122L85 120L84 121ZM86 120H88V119H86ZM121 120L123 121V118ZM165 120L167 121V124H165V125L169 126V129H174L175 130V136H177V137L174 138V135H171V138L173 137L171 139L170 136H167V135H169L168 134L169 132L170 133H174V130L170 131L167 126L165 127V125L163 123V122H166ZM238 120H239V122L241 120V123L243 121V123L240 124L238 122ZM256 120L254 119L255 122H257ZM261 120L258 122L259 124H260ZM64 121H63V123H64ZM119 121L120 120L118 119V122ZM148 121H149V119H148ZM74 122H75V120H74ZM87 122H86V124H87ZM90 122H88V124H90ZM187 122H188L189 125L187 124ZM193 122H195L196 126H195V124ZM223 122H224V124H223ZM255 122H253L254 124H252V125H254L253 126L254 129L257 127L255 125H258ZM63 123H61V121H60V124H62L61 125L62 131L61 130H59V131H61V132H63V130L65 128H69V126L70 127L72 126V128H74L73 125H69V123H68L69 126L68 127L66 126L64 128L63 127ZM66 123H67V121H66ZM75 123H72V124H75ZM81 123H83V124H81ZM190 123H192L193 126ZM250 123L251 122H249V125H250ZM145 124H147V123H145ZM155 124H157V127H156ZM245 124H247V123H245ZM107 125H106V127H107ZM158 125L159 126L162 125V127H159ZM219 125H220V123H219ZM219 125H218V129L220 128ZM243 125L246 126V127H243ZM76 126H77V124H76ZM83 126H85V124ZM163 126H164V128H163ZM188 126H190V127H188ZM87 127L88 126L82 127V128H85V130H86ZM148 127H149V129H148ZM250 127L251 128H249V133L252 131L251 129H253L252 126H250ZM52 128H54V129H52ZM72 128H70L68 130L72 131ZM95 128L97 129L96 131L94 130ZM155 128H159L158 129L159 132H160V137L159 138H158V136H159L158 130L155 129ZM128 129H130V128H128ZM166 129L169 130V131H167ZM211 129H212V127H211ZM254 129H253L252 133H254V131L257 130V128L255 130ZM68 130H65V131L69 132ZM75 130H77V127H76ZM79 130H83V129H79ZM79 130H78V133L80 132ZM107 130H106V134H107ZM139 130H141V129H139ZM160 130H162L164 132L167 131L168 132L167 135H165L166 133L164 134V132H162L163 133V136H162ZM183 130L185 131L184 133H183ZM238 130H240V131H238ZM84 131H82V134H85V133L88 134L89 133V132L87 133L86 131L85 132ZM150 131H148V132H150ZM222 131H225V130H222ZM76 132L77 131H75V133ZM92 132L90 134H92ZM136 132L137 131H135V133ZM231 132H229V133H231ZM246 132H247V129H246ZM258 132H261V131H258ZM75 133H73V135ZM142 133H143V131L141 133H139V134L137 133V134L141 135ZM241 133H240V135H242ZM77 134H75V136ZM94 134H93V136H94ZM188 134H189V136H188ZM199 134H201V135H199ZM63 135H64V133H63ZM78 135L76 136V138H79ZM164 135H165V137L167 136V138H169L170 140H166L165 141V139H162V138H164ZM7 136L9 137V139H8ZM50 136L52 138H54L55 142H51L52 139H51ZM61 136L59 137V139H60L59 141L60 142H62L61 141ZM80 136H81V134H80ZM120 136H122V135H120ZM144 136H145V138H144ZM161 136H162V138H161ZM257 136H259L258 133H257ZM115 137L118 138V139H116ZM183 137H185V134L183 135ZM233 137H235V136H233ZM253 137H256V136L254 135ZM260 137H262V134H261ZM49 138H50V140H49ZM64 138L62 137V139H64ZM121 138H123V140L125 138V141H123ZM133 138H136V139H133ZM246 138H248V137H246ZM157 139L156 140L150 139L148 141L150 143H152V141H157ZM178 139L174 140V142L175 143H177V142L180 143L181 141L180 140L178 141ZM237 139H239V140H237ZM260 139L262 140L263 137L259 138V140ZM68 140H73L76 143H82L81 146L79 145L80 149L81 150H86L85 148H87V150L83 151L84 153L80 150V152H82V153H79V151H78L79 149L77 150V148H75V146L77 147L78 145H76V143H75L74 144L75 146H73V145L72 146L74 147L75 150L78 151V152H76L77 156L71 157L72 154L75 155L74 152H72L70 154L71 156H69L68 153L71 152V149L73 150V147L72 146H68V145L73 144V142L72 141L69 142ZM220 140H222V138H220L218 140V142H220ZM252 140L253 139H251V141ZM66 141H67V143H66ZM128 141H130V142H128ZM133 141H135V142L137 141V142L135 143ZM258 141H256V142H258ZM124 142H126V143H124ZM138 142L140 144L137 145ZM260 142H262V141H260ZM50 143L51 144L54 143V144L49 145ZM68 143H70V144H68ZM222 143H225V141L222 142ZM240 144H236L235 147L237 145H239V147H241ZM100 145L104 146V147H101L102 148L101 151H100V148H99ZM157 145H159L160 147H157ZM257 145L259 146V148H258ZM51 146H53L54 148L57 147V150H55L56 153L54 151V148H52ZM111 146H112L113 149L109 150V149H111ZM117 146L119 148H121V149L117 148ZM148 146H151V147L148 148ZM190 146L193 149L190 148ZM193 146H196L195 148H197V150H202L201 152L202 153L205 152L207 155H205V154L201 155V153H199V152H196V153H198L200 155H198V154L196 155L194 152L197 151V150H195ZM214 146H212V148ZM227 146H228V148H227ZM245 146H246V144H245ZM255 146H257V148L259 150H256ZM48 147L49 148L51 147V150L54 152V154L51 153V151H50V149ZM58 147H59V149H58ZM68 147L69 148L71 147V148L69 149ZM66 148H68L67 151H64V149L66 150ZM129 148H131L130 145H129ZM224 148H226V149H224ZM246 148H245V150H246ZM103 149H104V151H103ZM133 149H134V151L139 152V154H138L139 157H143L145 159H143V158L141 159V158H138V156H136L138 158V160H137V158L135 157V154H137V153L133 152ZM166 149H168V151ZM235 149H234L235 153L239 152L238 151L239 149L237 150V152L235 151ZM68 150H69V152H68ZM177 150H179V151H177ZM193 150H194V152H193ZM210 150H211L210 153L214 157H211L210 156L211 154L208 153ZM174 151H177V153L175 154ZM221 151L223 152V154H221L222 153ZM258 151H259V153H261L262 157H259L260 155L258 156V154H259ZM101 152H105V153H101ZM152 152H154L155 155H157V153H159V154L161 153L163 155V157L161 155L159 157V154H158V157L156 156L154 158V154L153 155L151 154ZM246 152H247V150H246ZM255 152H257L258 154H256ZM78 153H79V155H78ZM91 153L93 155L94 152H91ZM116 153H117V155H119L118 152H116ZM190 153H194L195 155L194 154H190ZM101 154L105 155L104 157L106 159V162H107V159H109L108 163L104 162L105 159L104 160L102 159L104 157ZM141 154H143V150H142ZM149 154H151L152 156L149 155ZM168 154L170 156L172 155V157L168 156ZM110 155L113 156V157H109ZM256 155L259 158H257ZM100 156H102V157H100ZM132 156H133V158H132ZM224 156H226V157L224 158ZM242 156H243V158H242ZM78 157L80 159L82 158L83 161L81 160L82 161L81 162ZM229 157H231V154H229ZM86 158H88V159H86ZM232 158L235 159V156H233ZM247 158H249V159H247ZM261 158H263V159H261ZM84 159H85V161L87 160V161L90 162L89 166H88V164H89L88 162L86 163V165H84L85 164ZM111 159L113 160L112 161L113 163H111ZM245 159H247V160H245ZM123 160H125V159H123ZM239 160L241 161V163L243 162V164L246 166V168H244V165L241 164V165H243L242 169L244 171L241 170V169L238 170L239 169V163H240ZM244 160H245V162H247V161L248 162L244 163ZM255 160H257V161H255ZM256 162L262 164V165H260V167H258V168H261V169L257 170V167H256V170L254 169L255 166L259 165L258 163H257L258 164L257 165ZM100 164H101V166L104 165L103 167H105L106 164L108 166L103 169V168L99 167ZM254 164H256V165H254ZM247 165H248L249 168L247 167ZM232 168L233 169L237 168V170H231ZM226 169H228V170H226ZM249 169H251V171ZM87 170L89 171L90 175H88V171ZM93 174H92V177H96V174H95V176H93ZM104 175L108 176L109 178L108 179L105 178ZM99 180H101V181H99Z\"/></svg>",
	"mask_w": 264,
	"mask_h": 264
},
{
	"label": "rangeland",
	"instance_id": "374dc122",
	"mask_svg": "<svg viewBox=\"0 0 264 264\" xmlns=\"http://www.w3.org/2000/svg\"><path fill=\"white\" fill-rule=\"evenodd\" d=\"M77 1L79 2L80 0H77ZM85 1H86V3H85ZM89 1H90V0H88V1H87V0H84V1H83V0H82L81 3L79 2L80 4H79L78 2H77V4H79L80 6H82V4H85V5H84L85 7H86L87 5H88V7H89V5L93 4V3H92L93 1H95V3H96V2L98 3V1H99L98 4H100L101 7H99L98 4H97L98 8H97V6H96V7H95V6H94V7H93V6H90V7H91V8H95V9L97 8V10H98L99 8H100V9L102 8L103 10L105 9L106 11L109 10V11H112L114 14L116 13V15H118L117 13H118L120 10H121V11H120V12H121L120 15H123L124 13H126V12L122 13V11H124V10L127 9L129 6H131V5H132L131 2H132V3L134 2L133 0H132V1L130 0V1H129V2H130V3H129V6H127V7L124 9V8H123V7H124V2H123L124 0H122V1L117 0V1H120V4H122V2H123V4H122L123 7H122V6H121V7H122L124 10H122L121 7H119L120 5L118 4V5H117V6H118V11H116V10H117V7H116V4H117L116 2H117V1H115V3H113V0H111V1H109V2L107 3V0H104V2H102V0H93L92 2L90 1L91 4L88 3ZM100 1H101V2H100ZM156 1H157V0H156ZM39 2H40V1H39ZM71 2H72V1H71ZM73 2H75V1L73 0ZM82 2H84V3H82ZM105 2H106V3H105ZM110 2H111L112 4H111ZM41 3H43V2H41ZM41 3H39L40 5L37 3L38 6H42ZM102 3H103V4L105 3V5H103L105 8L102 7ZM109 3H110L111 5H110ZM126 3H128L127 0H126ZM154 3H155V2H154ZM156 3H157V2H156ZM156 3H155V4H156ZM37 4H36V5H37ZM86 4H87V5H86ZM106 4H107V5H106ZM130 4H131V5H130ZM93 5H95V4H93ZM113 5L115 6V8L113 7ZM125 5H128V4H125ZM106 6H107V7L109 6V7H108L109 9H108ZM110 6H111V8H110ZM134 6H135V3L132 5L133 8H129V10H130V9H133V10H134V9H135ZM88 7L84 8L85 10H83V9H82V11H80L81 9L79 10L80 14L78 15V18H80V16H82L81 14H83V13L85 14L86 10H88V9H87ZM155 7H158V8H159V9L157 8L159 11L156 10V9H155V10L157 11V14H159L158 16H160L161 19H162V18L164 17V16L162 17V15L164 14V11H165V12L167 11V9H166V8L164 9V7L162 8L160 5H157V6H155ZM82 8H83V6H82ZM112 8H113V9H112ZM40 9H41V8H40ZM95 9H94V10H95ZM102 9H101V10H102ZM111 9H112V10H111ZM119 9H120V10H119ZM141 9H142V12H143V11H144L143 8H141ZM90 10H92V9H90ZM97 10H96V11H97ZM105 10H104V11H105ZM136 10H137V7H136V9H135V11H134L135 13H133V11L131 12V10H130V12L133 13V14H136V13L138 12V11L136 12ZM146 10H147V9H146ZM146 10H145V11H146ZM163 10H164V11H163ZM83 11H85V12H83ZM88 11H89V10H88ZM88 11H87V12H88ZM92 11H93V10H92ZM92 11H89V16H90L91 13H93ZM106 11H105V12H106ZM126 11H127V10H126ZM145 11H144V13H145ZM156 11H155V12H156ZM160 11H162V15H160V13H161ZM47 12H48V13H47ZM79 12H78V13H79ZM82 12H83V13H82ZM87 12H86V13H87ZM100 12L103 13V11H99V10H98V13H99L100 16H99L98 14H96L97 12H95L96 15H95V14H94V15L91 14V16L94 17V16H97V15H98L96 18H99V17L103 18L104 15H103V17H102V15L100 14ZM159 12H160V13H159ZM46 13L49 14V11L47 10ZM128 13H129V12H128ZM128 13H127V14H128ZM138 13H139V14H138V15L136 14V15L140 17V15L142 14L140 9H139V12H138ZM140 13H141V14H140ZM144 13L141 15L142 17H143V15H144ZM104 14L106 15V13H104ZM133 14H132V15H133ZM85 15H88V13L85 14ZM125 15H126V14H125ZM129 15H130V14H128V16H129ZM132 15H131V16H132ZM32 16H33V15H32ZM89 16H88V17H89ZM91 16L89 17V19L92 18ZM156 16H157V15H156ZM158 16L155 17V19H156V18L158 19ZM166 16H167V15H166V13H165V18H166ZM27 17H29V16H27ZM117 17H118V16H116V18H117ZM122 17H123V19L121 18L120 21H122V20L124 21V18H125L126 16H125V17L122 16ZM133 17H134V16H133ZM139 17H138V19H139ZM142 17H140V18H142ZM96 18H95V19H96ZM119 18H120V17H119ZM165 18H163V19H165ZM89 19H88V20H89ZM93 19H94V18H93ZM93 19H91V20H93ZM127 19L131 20V19L128 18V17H127ZM132 19H133V18H132ZM147 19H149V20H150L149 23L152 24L153 19H150V18H147ZM155 19H154V20H155ZM157 19H156V20H157ZM91 20H89V21H91ZM116 20H117V19H116ZM125 20H126V18H125ZM139 20H141V21L139 22V26H140V27H141L142 25H144V24L147 23V22H146V23H143V22L148 21V20H146V18L144 19L145 21L143 20V18H142V19H139ZM151 20H152V21H151ZM156 20H155V21H156ZM95 21H96V20H95ZM95 21H94V22H95ZM120 21H119V22H120ZM91 22H93V21H91ZM115 22H116V21H115ZM117 22H118V20H117ZM125 22H127L125 25H127L128 23H130L128 20H126ZM95 23H96V22H95ZM149 23H148V24H149ZM116 24H117V23H115V25H116ZM120 24H121V23H120ZM123 24H124V23H123ZM131 24H132V23L128 24V27H127V28H125L124 26H121V25H122V24H121L120 26L123 27V28H119L118 30H117V27L119 26V24L116 25L117 27H115V29H114V28H103L105 32L101 30V33H100V34H102V35L97 36V38H98V37L101 38L103 35H105L106 38H107L108 36H110L109 39H106L107 41L104 40V38H101V39L104 40V42H103V40H102V43L105 44V46H104L103 44H101V42H100L101 40H100V39L95 40V39H96V36H95V35H96V32H98L97 34H99V30H100V29L98 28V26H99L98 24H95V27L97 28V30H98V29H99V30H98V31H97V30H94L95 27H92L91 30H93L94 33H91V32H93V31L90 32L89 29L87 28L88 26H89V28H90L91 23H90V24L88 23V25L86 26V28H84L85 24H84V23H83V24L81 23V27H82V25H84V26H83V28H80V29H82V30H80V29L78 28L81 32H79V31H77V32H79V34L81 33V35H82V33L85 34L84 36H86V37H83L82 39L79 38V37H80L79 34H77V32H76V33L73 32V30H71V28H70L69 30H68V29H65L66 32H67V30H68V32L71 30V31L69 32L70 35L72 34L71 32H73L74 34H72V35H73V36H76L78 42H80V41L82 40V41L80 42L79 45H76V44H78V43H75L76 39H75V41H74V40H73L74 37L71 36L72 39L70 38V40L67 41V44L69 45V49H70V50L68 49V46H66V47L64 46L65 43L62 44V43H63L62 41L65 40V39H62V38H63L65 35H64L62 38H61V37H58V34H59V36H61L63 33H65V31L63 32V31L61 30V29H63L64 27L60 29V30L63 32L62 34H60L61 32H60L59 30H55V31L57 32V35H56V33H54L55 31H54L53 28H51V29L46 28V30L44 29L45 31H47V30L49 29V30H48L49 32H50L51 30H53V33H54V34H53V37H54V35L57 36V37H56V36L54 37V38H55V39H54L55 41H54L53 38L51 37L52 35H50L51 33L48 35V40L50 41V40L52 39V40H51V43L54 41V42H56V44H58V43H60V42H61V44H62V46H60L61 44H58L57 46L55 45V48H54V49H53L52 45H51V46L49 45V47H51L53 50H55L56 47H57L58 49H61V47H62V50L65 49V51H66V49L69 50V51L67 50L66 52L63 50V53H62V54H64L63 56H65V57H63V59H64L63 61H61V60L59 61V60H58V58H62V57H58V58H57V54H56V53H58V54L60 53V54H61L60 50H59V52L57 51L58 49L54 51L55 53H54V56H53V57L56 56L55 58H57L56 61H58V64H59V62H65V63H62V66H63V64H65L66 67H65V66L60 67V68H64V69H63L64 72H63L62 69H60V70L58 71L57 69H59V66L56 65V63H52V62H54L53 59H55V58L51 59L50 54H49V57H48V55H46L47 52H49V51L51 52V48H46V49H50V50L47 51V52L45 51V48H44L45 45H44V44H48V43H47L48 40L46 41L47 37H46V39H45L44 37L47 36V35L44 34L45 31H44V33H42V34H44V37H43L42 35H38L39 33L41 34V32H43V31L41 30L42 28H40V29L38 28L39 31L36 30L37 28H35V29L33 28V30L31 29V31H32L33 33H29V34H28L27 31H25L26 28H25L23 34L20 33V32H21V31L23 32L22 29H24V28H22V29L20 28V30H21V31H20L19 28H11V27L8 28V27H7L6 29L3 28V29L5 30V31L3 30V32H2V30H1V28H0V34H1V33H2V34L5 33V34L3 35L5 38H4L2 35L0 36V38L3 37V39H4V40L1 39V40H3L4 43H2L1 40H0V48H2V46H3L5 43L7 44V47H3L2 49H0V50H1L0 54H3V53L5 52V53L2 55V59H3V60H1V55H0V65L3 66L4 64H6V62H7V64H8V66H3V68H4L5 70H3L2 72H4V71H5V72H4V73L0 72V75L2 74V76H3V77H1V80H2L3 78H6V77L9 76V74H7V76H4V75H6V74H5L6 72H7V73H10V71L13 70V68H9V67H11V64H12V63H13L12 65L15 64L14 67H16V68H17L18 66L20 67L21 64L19 63V62H20L19 59H20V57L22 56V51L24 52V48H25L24 44H26V43H25V40H26V42H27L28 40L33 39V38H30V36H29L30 34H32L31 37H34V36L36 37V35H37V39H36V40H38V38H39L40 41L38 40V41L36 42V45H35V41H36V40L33 39L34 41H33L32 44L28 41L29 44H31V46H33V47H34V45H35V48H36V46L38 47V44L42 42V39H43V40L45 39V42H46V43L43 42L44 44L41 43V46H40V47L42 48L41 53L43 52V57H41V59H42V58H45V57L47 56V60H48V59H49V60L51 59L52 62L49 61V60H48V61L51 62L52 64H54V65H53L54 67H55V66H58V67L56 68L57 71H56V70H51L50 68H53V66H52V67H49V65H46V64H45V63H47V60H46V59H45L46 62L43 61L44 59L41 60V63L44 62V64H45V65H44V64H42V65L45 67V69H47V71H45V73H44V74H46L45 76H47V75L49 74V72H50V71L48 70V67H49V69L51 70L50 73H53V75L50 74L51 77L55 78V77H54V75H55L54 72H56V73L59 74V73H61V71H62V74L64 73V76H63L62 74H61V75L59 74V75L61 76V78H62V76H63L64 80H65V76H66L68 70L71 69V66H72L73 63H74V64H73L74 66H72V67H73V69L76 70L75 73L72 72L73 69H71L72 71L69 70V71L72 73V76L69 75V73H68V76L66 77V80H65L64 82L62 81V82L64 83L63 85H64V86L66 85V86H65L66 88L64 87V89H65L66 91H65V90L63 91V88H61V87H63V86L60 87V85L62 84V82H61V80H59V79H60V77H59L58 80L61 82V84L59 83L60 85L57 87V89H59V88H60V89H59V90H56V91H54V92H53L52 90L50 91V94H51V92H53V94H54V96H53V94H52L53 99H54L56 96H57L56 98H58V95H60V94H61L60 97H62V94H63V93H66V94H65V97H67L66 95H68V94L70 95L71 92H72V94H73V93H74V92H73L74 90H72L71 92H69L68 90H69V89H72V88H75V87L78 85V83H77L78 81H81V82H82V81L85 80V81H84V84H83V83H79V84H82V87H80L81 85H80V86H79V85L77 86L79 89L77 88V89H78V92H76L77 90H75L76 93H74V97L71 96V95H70L71 97L68 95L70 98L67 97V98H68L67 101L70 103V104H68V106H67V110H69V113H68L67 111H64V112H66V113H63V112H62L63 110H62L61 108H58V109L62 110V111L60 112V114L63 113V115H67V113H68V115H67L68 117L65 116L66 119H65V117L63 118V116L59 115L60 117H62L63 119H65V121L63 120L64 123H63L62 120H60V117H59V116H58L59 118L57 117V118H58V121L60 120L61 123H63V127H64V128H65L66 126L68 127L69 125H73L74 128H72V126H71V127L69 126V128H65V129L63 130V132H61V131H62V128H61V125H62V124H60V121L58 122L59 125L57 124L58 127L60 126V128H58L57 126H55L54 124H52V123H53V122L51 121L52 118H49V120L51 121V122L49 121V122H50V125L52 124L53 127L55 126V127L58 128V129H55V130L51 131V132H53L54 134L50 132V133H51L50 135H52V136L55 135V138H56V136L58 135V133H59L60 136L62 135V136H61V141H62V142L59 141V140H60V139H59L60 136H57V138H58V139H57V140H58V143H55V145L60 144L59 146L62 147L63 145H62L61 143H63L64 140H67V139H68V138H67V139L64 138V136H65V137L68 136L67 133H69V136H71L70 134H72V137H74V138H70L69 136H68V137H69L70 139H74V140H76L77 142H79V139H81V137H83V136L85 137L86 135H87V136H88V135H92V136H91V139L95 138L94 140H96L97 138H101V136H102V138H101L100 140H99V139H98V140L101 141V144H103L102 141L104 140L103 142H105L104 145H106V147H108L109 144H110V145L113 144L112 141L114 140V139H113L114 137H111V136H113V135L115 136V135L118 134V135H117L118 138H119V137H124V136H127V138H128V137H129V136H128V135H129L128 132L130 133V136L134 135V136H132V137H136L137 140H139V142H140V140H141V142H142V139H143V138H142L141 136L145 135V133H146V131H147V130H146V129H147V128H146V127H147L146 125H150V123L153 122V121L151 120V118H152V117L155 118V119H153V120H155V121H157V120H156V118H157L158 121H159V122L161 121V123H162V120L165 119V116H166V115H165V116L163 115L164 118L161 116L162 113H163V111H164V109H166L167 107H169L171 104H172V105H175L176 102H177V106L180 105L181 103L179 102V103H180V104H179V103H178V100H179V98H182V97H183V94H184V97H183V98H187L186 95H189V96H190V99L188 98L189 100L186 99V101H185V99H184V101H185V103H186V104H184V105H186V107L182 104V105L185 107V108H183V109H185L184 112H185V113L187 112V110H188V105H189V108H192L193 106H197V105H198V106H197L198 109L195 108V110H197V111H196V112H197L196 115L198 116V113H200V112H198V110L201 109V110H200L201 113L199 114V116H202V117H200V118H204V119H200V118L198 117V119H195V120L197 121L196 124H198V126H196V124H195L196 121L193 122V123L195 124V126L197 127V128L194 127L195 129L192 127V126H193L192 123H190V124L192 125V126H191V125H190V126L195 130V132H194L193 129H191V128L189 129V128H188V129H189L188 132H190V130H193L194 133L197 132V138H198V139L196 138L197 141L200 140V136H198V127L201 129V130H199V133H202L203 135L206 134V132H204V131L202 130V129H203L202 124H204L203 126L205 127V130H206V128H210V132L208 131L209 129L206 130L207 133L209 132L210 134L208 133L207 136H206V135L203 136L202 139L206 138V140H207V139H209V138H212V141H213V142H212V141L207 142V141L205 140L206 143H210V142H211V145H212V146L216 145V147H218L219 145H218L217 143H221V144H225V145H227V142H228V143H229L228 146H230V143L233 142V141H235L234 144H232L233 146L231 145L233 150H231V152H227L228 155H227V153H226V151H227L228 149L224 148V149H226V151L223 150V147H226V146H222V145H221V148L218 147V148L222 149V151H223L224 153H226V155L228 156V158H225L226 156H224V158H225L227 161H230L229 159H233V160H235V161H236L237 159H239V158L241 159V156H240V155H244V157H245V155H246V157H247V155H248V156H249V155L253 156L254 152H252V150L249 151V150H250L249 148L251 147V144L253 143V141H254V143H257V144L259 143L260 145H261V144H264V136H263V135H264V132H263V131H264V119H263V121H262V120L260 119L259 116H258L259 119H258V117H256L259 121L261 120V122H260V124H259V123H258L259 121H257L256 118L254 117V116H256L257 114L251 112V109L253 108V105H255V104H257V105H255L256 107L259 106V104L261 105V106H259L257 109H259V108L261 107V108L264 110V108H263V107H264V100H263V99H264V97H263V96H264V84H262V83H264V28H255L256 30L253 29V28H236V29H234L235 31H234V30H233V31H227V30H224V31H226V32L224 33V35L226 36V37H225L226 39H224V37H222L223 42L221 41V39L218 40V43H219V44L217 43V45H219V46H217V47H216V43H215V44L213 43V44L215 45V46H214V45H213V46L216 47V48H218V49H215V48H214V49L216 50V51H215V50H212V47H211V48L208 50V52H207V51L205 52L206 55H207V54H208L209 56H212V54L214 55V56H213V59H214V60L210 57V58H211L210 60H213V63H212L213 65L211 64L210 66H207V64L205 65V63H204V65H205V67H204V65H203V63H202V62H204V59H203V57H202L203 49H200V47H199V49L197 48V50H202V52H201V58L203 59V61H202L201 59H199L200 56H199V57L197 56L198 53H196V55H195L194 53H191V55L194 54V55H192L193 60H194V58H195V60H197V58H198V62L194 60L195 62H197L195 65L192 64V63H190V65L188 64L187 67H185V66L183 65L185 71L183 70V68H181V70L179 71L180 66L182 65V64L180 65L179 62H181V63H182V62H183V63H184V62L187 63L190 59H191L190 62H192V58H188L189 60H185V59L183 58L184 61H183V60H180V59H181L180 57H186V55L189 56L190 53H189V54H185V53L189 52V51H188L189 49H187V48H188V47H191V46L189 45L188 47H185V46H184V45H186L185 42H182V41H181V42H180V45L182 46V49H181V50H184V53H183V51H181V50L179 49L180 45H179V46H176V45H178V44H176V42H175V43L173 42V41H175V39H173V41H172L171 39L168 40L169 44H167L168 42L166 43V41H164V40L170 38V37L168 38V36H167V37L165 36V35H169V36L172 35V34H170V32H172L173 35H174V34H177V35H178L177 32H179V34H180V31H178V30L176 29L177 32H176V30H175V33H174V32H173L174 30L172 31V29H173V25H169V24H164V25H163L164 27H166L164 30H163L162 28H150V27H151L150 24H149V25H146V26L144 25V26H142V28H131V27H130V26H132ZM141 24H142V25H141ZM153 24H154V23H153ZM153 24H152V25H153ZM93 25H94V24L92 23L91 26H93ZM72 26H73V25H72ZM147 26H150V27H148V28H144V27H147ZM67 27H68V26H67ZM70 27H71V26H70ZM99 27H100V26H99ZM168 27H171V28H168ZM68 28H69V27H68ZM130 28H131V29H130ZM7 29H8L9 31H8ZM10 29H11V30H10ZM55 29H56V28H55ZM83 29H84V31H83ZM101 29H102V27H101ZM106 29H108L107 31H109L110 29H112V31L115 30L116 33H115L114 31H113L112 33H111V31H109L110 34L107 35ZM141 29H142V30H141ZM152 29H153V32H154V33L152 32ZM156 29H157V30H156ZM160 29H162V30H160ZM166 29H167V30H166ZM170 29H171V30H170ZM178 29H181V28H178ZM182 29H183V28H182ZM185 29H187V28H185ZM185 29H183V31L181 30V31H182V34L184 33V35H182V37H183L184 40H185V37H184V36H185V33L189 31V32L186 34V35H189L190 33H192V30H193L192 28H190V30H189V28H188V29H187L188 31H186ZM191 29H192V30H191ZM194 29H195V32L193 31V32H194V34L192 35L193 37H195V36H194L195 33L198 32V30L196 31L197 28H194ZM205 29H207V28H205ZM212 29H213V28H212ZM222 29H226V28H222ZM222 29H221V30H222ZM229 29H230V28H228V30H229ZM27 30H28V28H27ZM40 30H41V31H40ZM74 30H77V28H75ZM87 30H88V31H87ZM132 30H133V32H132ZM144 30H145V31H144ZM184 30H185V31H184ZM199 30H200L199 32H201V34H202L201 38H202V37L204 38V36H203V31H202L201 29H199ZM231 30H232V29H231ZM250 30H255L256 33H254V34H256V35L254 36V34H253V37H252L251 34H252L253 32H255V31L252 32V31H250ZM6 31H7V32H6ZM18 31H19V32H18ZM36 31L38 32V34H37ZM48 31H47V34L49 33ZM95 31H96V32H95ZM135 31H136V32H135ZM139 31H140V32H139ZM141 31H142V32H141ZM155 31H156V32H155ZM157 31H159V34H157ZM29 32H30V28H29ZM34 32H35V33H34ZM59 32H60V33H59ZM86 32H87V33H86ZM88 32H90V34H89ZM117 32H118V33H117ZM129 32H131V33H129ZM150 32H152V33H150ZM164 32H165L166 34H165ZM220 32H221V31H220ZM222 32H223V31H222ZM250 32H251V34H250ZM18 33H20V34H18ZM113 33H114V34H113ZM132 33H133V34H132ZM144 33H145V34H144ZM161 33H162V34L164 33V36H163V35L161 36ZM16 34L19 35V36H21L20 38H22V35H23V38L20 39L21 41H19V40L16 41V42H20V43H19V45H18V49L16 50L17 52L15 51V52H16V53H15L13 50H14V48L16 49V47H17V43H16V42H15L16 47L14 46V41H15V40H14V37H15V39H17V37H16L17 35H16ZM26 34L28 35V38H30V39H26V38H25V37H27ZM65 34H66V33H65ZM87 34H88V35H87ZM141 34H142V35H141ZM156 34H157V35H156ZM199 34H200V33H199ZM199 34L197 33L196 37H199V36H198ZM201 34H200V35H201ZM12 35H13V36H12ZM14 35H15V36H14ZM70 35H69V36H70ZM91 35H92V36H91ZM112 35H115L114 38H112V37H113ZM150 35H151V36H150ZM173 35H172V36H173ZM11 36H12L13 40H10V39H9ZM19 36H18V37H19ZM39 36H42L43 38H42V37L40 38ZM69 36H65V37H68V38H69ZM77 36H78V37H77ZM88 36H90V37H88ZM111 36H112V37H111ZM116 36H118V37H116ZM142 36H143V37H142ZM180 36H181V35H180ZM221 36H222V35H221ZM49 37H51V38L49 39ZM87 37L89 38L88 40H86ZM91 37H92L93 40L96 41V42L94 41V42H95V45H96V43H99L100 46H103L101 49H104V48L106 47V42L111 41V38H112V42H113V44H112V46H111V49H110L109 47H110V45H111L110 43H112V42H109V44H108L107 47H106V52H109V54L107 55L108 57L105 56V54H107L106 52H105V54L103 53L104 56L106 57V59L108 58V62H110V63H108V62L106 61L108 64H110L111 70H110L109 66H107V64L104 62L105 59L101 60V59L103 58V56H102V55H103V54H102V51H101V50H98V51H97V49H96L95 46H94L93 41H92V40L90 41ZM140 37H141V38H140ZM150 37H151V38H150ZM154 37H155V38H154ZM158 37H159V38H158ZM173 37H175V36H173ZM219 37H220V36H219ZM227 37H228V39H227ZM7 38H8L9 40H8ZM12 38H11V39H12ZM57 38H58V39L61 38L60 40H62V41H60V42H59V40L57 41ZM84 38H86V39H84ZM177 38H178V37H177ZM186 38L188 39V37H186ZM190 38H191V36H190ZM203 38H202V39H203ZM251 38H252V39H251ZM6 39H7V40H6ZM18 39H19V38H18ZM80 39H81V40H80ZM151 39H152V41H151ZM178 39H179V38H178ZM178 39H176V41H178ZM180 39H181V37H180ZM194 39H195V38H194ZM66 40H67V39H66ZM66 40H65V41H66ZM71 40L74 41L73 44H75L77 47H78V46H81L82 43L85 44V47L90 45V48L87 49V47H86L87 50H85V47H84V46H81V47H82L81 49H83L84 52L87 54V55H85L87 58L84 56L85 53H82L83 51H82L81 49H79L80 47L78 48V50H77L76 47L73 48L74 46H72V43L69 42V41H71ZM154 40H155V41H154ZM188 40H189V39H188ZM192 40H193V39H192ZM196 40H199V39H195V41H196ZM200 40H201V39H200ZM200 40H199V41H200ZM215 40H216V42H217V39H215ZM5 41H6V42H5ZM7 41H8L9 43H8ZM10 41H11V44H10ZM12 41H13V42H12ZM49 41H48V42H49ZM85 41H87V42H86L87 44L84 43ZM158 41H159L160 43H159ZM170 41H171V43H170ZM179 41H180V40H179ZM185 41H186V40H185ZM190 41H191V40H190ZM190 41H189V42H190ZM195 41H194V43H195ZM199 41H198V43H197V41H196V43L199 44ZM201 41H202V40H201ZM219 41L222 42L221 45H223V46H220V42H219ZM31 42H32V40H31ZM38 42H39V43H38ZM156 42H157V43H156ZM172 42H173V43H172ZM214 42H215V41H214ZM12 43H13V44H12ZM49 43H50V42H49ZM158 43H159V44H158ZM177 43H178V42H177ZM187 43H188V42H187ZM191 43L194 44L193 42H190V44H191ZM196 43H195V44H196ZM52 44H53V43H52ZM67 44H65V45H67ZM83 44H82V45H83ZM148 44H149V45H148ZM164 44H167V47H166V45L163 47ZM173 44H174V45H173ZM175 44H176V45H175ZM182 44H184V45H182ZM200 44H201V43H200ZM202 44H204V43H202ZM205 44L207 45V42H205ZM208 44H209V42H208ZM210 44H211V43H210ZM225 44H226V45H225ZM1 45H2V46H1ZM12 45L14 46V48H12ZM27 45H28V44H27ZM39 45H40V44H39ZM43 45H44V46H43ZM91 45H92V48H91ZM97 45H98V44H97ZM97 45H96V47H98ZM147 45H148V46H147ZM152 45H154V46L156 45L157 47H154V46H152ZM158 45H159V46H158ZM168 45H170L171 47L168 46ZM4 46H5V45H4ZM31 46L28 45V48L30 47V48H29V51H31L32 48H33V47H31ZM42 46H43V47H42ZM59 46H60V48H59ZM63 46H64V48H63ZM144 46L146 47V49H144V48H145ZM175 46H176V47H175ZM183 46H184L185 48H184ZM26 47H27V46H26ZM45 47H46V46H45ZM93 47H94V52H92L93 50L90 51L91 49H93ZM148 47H149V48H148ZM161 47H162V49H161ZM194 47H195V46H194ZM194 47L192 46V48H194ZM206 47H209V46L207 45ZM10 48H11V53H13V54L15 53V55H14L15 57H13L12 62H11V59H9L10 57L7 56V55H8L7 53L10 52V51H9ZM21 48H22L23 50H21ZM28 48H25V51H26V49H27L26 52H28ZM99 48H100V47H99ZM165 48H167V50H166ZM168 48L170 49V51H169ZM180 48H181V47H180ZM183 48H184V49H183ZM202 48H204L203 45H202ZM3 49H4V52L2 53ZM12 49H13V50H12ZM38 49L41 50L39 47H38ZM43 49H44V50H43ZM73 49H76V50H74V51H76V53L79 52V54H81V55L78 54L79 56H77V54H76V56H75V53H74ZM89 49H90V50H89ZM95 49H96V51H95ZM108 49H110V50H108ZM149 49H150V50H149ZM163 49H165V50H163ZM177 49H178V50H177ZM185 49L187 50L186 52H185ZM195 49H196V48H195ZM205 49H206V48H205ZM34 50H35V49H34ZM34 50L31 51V52H34ZM36 50H37V49H36ZM39 50L35 51L36 54L38 53V54L36 55L37 58L40 57V55H41V53L38 52ZM62 50H61V51H62ZM107 50H108V51H107ZM159 50H160V51H159ZM174 50H176L177 53L181 51V52L179 53L180 55L177 54L176 51L173 52ZM191 50H192V49H191ZM191 50H190V51H191ZM197 50H196V51H197ZM206 50H207V49H206ZM6 51H9V52L6 53ZM81 51H82V52H81ZM99 51H100L101 53L98 54ZM104 51H105V50H104ZM104 51H103V52H104ZM148 51H149V53H148ZM166 51H167V52H166ZM168 51H169V52H168ZM212 51H213V53H212ZM26 52H25L24 54H25V56L28 55V59H27V57H26L27 61H26V60H25V61H26V63L29 61V65H27L26 63H24V64H26V65H25V66H26L25 68L28 70L27 73H29V72L31 71L30 69H28V68L30 67L31 63H32V67H33V68L35 67V71L32 70L33 72L31 71L28 75H33L34 72H35V74H36V73H40V72H36V71H38L39 68H40V67H38V64H40L38 61H40V59H39V58H38V59L36 58L37 60L34 59V61L37 62V63H36L37 65L35 66V62L33 61V59H32V61H33L34 63H33L32 61H30V60H31L30 57H32V56H30V55H31V52L27 53V55H26ZM35 52H34V53H35ZM88 52H90V53H88ZM91 52H92V54H91ZM96 52H97V54H94V55H97V56H95L96 58H93V57H94V56H93V53H96ZM144 52H145V53H144ZM171 52H173V53H171ZM192 52H193V51H192ZM194 52H195V51H194ZM215 52H216V53H215ZM39 53H40V55H39ZM44 53H45V57H44ZM65 53H66V54H65ZM73 53H74L75 58H74V56L72 55ZM159 53H162V54L160 55ZM166 53L168 54L169 58L171 57L170 59L167 58L168 56L166 55ZM182 53H183V55L185 54V56H182V55H181ZM217 53H218V56L216 57ZM60 54H59V56H62V55H60ZM101 54H102V55H101ZM145 54H146V55H145ZM149 54H151V55H149ZM156 54H157V55H156ZM169 54H170V55H169ZM205 54H204V55H205ZM5 55H6V56H5ZM11 55H12V54H11ZM11 55H10V56H11ZM33 55H35V54H33ZM51 55H52V54H51ZM71 55H72V57H71ZM88 55L90 56V58L88 57ZM172 55H173V57H172ZM175 55H176V58H174ZM204 55H203V56H204ZM4 56H5L7 59H4ZM12 56H13V55H12ZM16 56H17V57H16ZM18 56H20L19 59H18ZM80 56H82L83 59H84V57H85V59L83 60ZM92 56H93V57H92ZM98 56H99V57L102 56V58L100 57V58H101V59H100ZM138 56H139V57H138ZM148 56H149V59H150V57H151L152 59L149 60L148 58H146V57H148ZM160 56H162V57H160ZM188 56H187V57H188ZM194 56H196L197 58L194 57ZM33 57L35 58V56H33ZM68 57H69L71 60H70ZM77 57H78V59H77ZM91 57H92V58H91ZM97 57L99 58V60H100L101 62H99V61H98V62H94L95 59H96V61H97V59H98ZM105 57H104V58H105ZM177 57H179V58L177 59ZM206 57H207V56H206ZM16 58H17V59H16ZM23 58L25 59V57H22L21 60H22ZM156 58H157V60H156ZM173 58L175 59V62L177 61L178 65H176L177 63L174 64L175 62H174V59H173ZM8 59H9V61L11 62V64L8 63ZM65 59H66V61H65ZM67 59H69V61H68ZM92 59H93L94 61H93ZM144 59H145V60H144ZM166 59H168V60H166ZM171 59H172V61H173L174 63L171 61ZM186 59H187V58H186ZM207 59H208V58H207ZM81 60H82L85 64H84ZM88 60H89V61H88ZM90 60H92V61L95 63V65L93 64L92 61L90 62ZM135 60H136V61H135ZM146 60H147V61H146ZM151 60H153V61H151ZM155 60H156V62H155ZM199 60H200V61H199ZM210 60H207V61H209V62H208L209 64L211 63ZM5 61H6V62H5ZM17 61H18V62H17ZM23 61H24V60H23ZM74 61L76 62V64H75ZM80 61H81V62H80ZM129 61H132L131 65H130V62H129ZM148 61L150 62L151 65L149 64ZM165 61H167V62H166V65H167V64L169 63V61H170V63L168 64L169 66H171V65H173V66L176 65L175 67L178 66L177 69H175V67H174V69H173V67L171 68L172 70H174V72L176 71L175 73H174L172 70H171V71H172L173 73H172L171 71H170V74L167 73V72L169 71V68H168L169 66H168V65H167V66L165 65ZM178 61H179V62H178ZM194 61H193V63H194ZM207 61H206V59H205V62H206V63H207ZM3 62H4V64H3ZM14 62L18 63V65L16 66V63H14ZM30 62H31V63H30ZM66 62H68L69 65H70V63H71L70 67L68 66L69 68L67 67V63H66ZM118 62H119V63H118ZM163 62H164V65H163ZM1 63H2V64H1ZM21 63H23V62H21ZM80 63H82L83 65L80 64ZM88 63H90V64L88 65ZM96 63H98V64H100V65H98V64H96ZM101 63H103V65L106 64L105 67H103V65H102ZM120 63H121V64H120ZM185 63H184V64H185ZM201 63H202V64H201ZM24 64H22L21 67H23ZM48 64H49V63H48ZM86 64H87V65H86ZM134 64H135V65H134ZM152 64H154L156 67H155L154 65H152ZM191 64H192V65H191ZM199 64L202 65V68H200L201 66H200ZM59 65H60V64H59ZM93 65H94V66L97 65V66H96L97 68H96V67L94 68ZM120 65H122V66L120 67ZM125 65H127L128 68H126ZM139 65H140V66H139ZM148 65H149V66H148ZM162 65H163V67L166 66V67L168 68V70H166L167 72L165 71L166 73H164V74H167L166 76H169V78H167L163 73H160V74H162L161 76H160L159 72H158L157 74H155V73L157 72L158 68L160 69V72H164V71H162V69H165V67H164V68H161ZM179 65H180V66H179ZM186 65H187V64H186ZM196 65H197V66H196ZM2 66H1V67H2ZM28 66H29V67H28ZM39 66H41V64H40ZM82 66H85V67H82ZM98 66H99V67L101 66L102 68H106V66H107V68H106V70H105L106 73L104 74V72H103L104 70H100V71H101V72H100V71H99L100 68H98ZM118 66H119V67H118ZM124 66H125V67H124ZM146 66H147V67H146ZM160 66H161V67H160ZM189 66H191V67H192V66H193V67H194V66H196V67L199 66V67H198L197 69L195 68V73H194V70L191 71V69H193V67L191 68V67H189ZM206 66H207V67H206ZM5 67H8V68H5ZM12 67H13V66H12ZM37 67H38V69H36ZM41 67H42V66H41ZM44 67H42V69H43ZM75 67H76V68H75ZM91 67H93V70H94V69H98V72H99V73H98V72H97V73H98L99 75H98L96 72H94L95 70L93 71ZM136 67H138V68H136ZM144 67H146L145 69H147V73H148V72H149V73H148V74L145 73V75L147 76V78L145 77V75H142V73H141L142 77H145V78L143 79L142 77H141V78L139 77V79H143L144 81H146L145 79H147V81H148V82L146 81L147 83L145 82V83H144V86H142V85H143V84H142V83H143V80H142V83H141L142 85H138V82H139V84H140V81H141V80L139 81L137 78H138V76H139V72H140L141 70L143 71V68H144ZM151 67H153V69H152ZM208 67H209V68H208ZM211 67H212V68H211ZM33 68H31V69H33ZM84 68H85V69H84ZM89 68H91V69H89ZM119 68H121L122 70H124V69L126 68V69L124 70V72L126 71V73H124L122 70H120V72H119ZM129 68H130V69H129ZM150 68H151V69H150ZM154 68H155L156 70H154ZM167 68H166V69H167ZM186 68H187V69H186ZM204 68H205V69H204ZM10 69H11V70H10ZM20 69H21V68H20ZM22 69H24V68H22ZM22 69H21V70H22ZM53 69H54V68H53ZM79 69H80V71H79ZM81 69H82V70H81ZM83 69L85 70V73H84ZM112 69H113L114 71L111 72L110 74H111V78H113V77L115 76V78H114L115 81H116V82H115V83H116L115 85H114V81H113V79L110 78V79L108 80V77H110V75L108 76V73H109V72L107 73V70H108V71H109V70L112 71ZM208 69H210V70H208ZM211 69H213V70H211ZM6 70H10V71L8 72V71H6ZM14 70H15V68H14ZM14 70H13V71H14ZM24 70H25V69H24ZM24 70H23V74H24ZM43 70H44V69H43ZM65 70H66V71H65ZM87 70H90V71H87ZM91 70H92V71H91ZM136 70H137V71H136ZM151 70H153V75H151V74H152ZM0 71H1V68H0ZM13 71H12V73H13ZM39 71H42V70H39ZM145 71H146V70H145ZM145 71H144V72H145ZM187 71H189V72H188L189 75L186 74ZM20 72H21V71H20ZM43 72H44V71H43ZM46 72H48V73H46ZM79 72L82 73L84 76L82 77V74H80ZM86 72H87V73H86ZM90 72H91V73H90ZM114 72H115V74H114L113 77H112V74H113ZM118 72H119V73H118ZM134 72H135V74H134ZM183 72H184V73H183ZM192 72H193V73H192ZM208 72H209V73H208ZM210 72H211V73H210ZM15 73H16V71H15ZM21 73H22V72H21ZM27 73L25 72V74H27ZM31 73H32V74H31ZM71 73H70V74H71ZM73 73H74V74H77V75L74 76ZM89 73H90V74H89ZM117 73H118V74H117ZM136 73L138 74V76H137ZM150 73H151V74H150ZM180 73H181V74H180ZM23 74H22V75H23ZM25 74H24V75H25ZM42 74H43V73H42ZM44 74H43V75H44ZM95 74L98 75V77L101 76V77H99L100 80H101V78L103 77L101 74L105 75L106 77L108 76L107 79H106V77H104V79H105V80H108V82H109L110 80H112V81H113V84L111 85L110 82H109L108 84H106L107 87L105 88V87H104V84H105V83L103 84L104 80H103V81L101 80V81H102V82H101V81H99L98 78H97V80L99 81V83H100V82H101V83L99 84L97 80H96L97 83H93V81H95V76H96ZM122 74L124 75V78H122V77H123ZM129 74H130V75H129ZM168 74H169V75H168ZM179 74H180V75H179ZM185 74H186V75H185ZM190 74H191V76H190ZM194 74H195V75H194ZM200 74H202V75H200ZM210 74H211V75H210ZM10 75H11V73H10ZM12 75H13V74H12ZM20 75H21V74H20ZM22 75H21V76H22ZM24 75H23V77H26V78H27L28 75H26V76H24ZM50 75H49V76H50ZM94 75H95V76H94ZM118 75H121V76H118ZM125 75H127V76H125ZM150 75H151V76H150ZM156 75H158V78H157ZM163 75H164V76H163ZM178 75H179V76H178ZM209 75H210V77H209ZM15 76H16V75H15ZM56 76H57V75H56ZM69 76H71V78L74 76L75 81L73 82V80H69V79H67V78H69ZM77 76H78V78H77ZM89 76H90V77H89ZM136 76H137V77H136ZM173 76H174V77H173ZM192 76L195 77V78H192ZM79 77H80V78H79ZM119 77H120V78H119ZM126 77H127V78H126ZM160 77H161V78H160ZM163 77H164V78H167V80L164 79ZM189 77H191V79H190ZM211 77H212V78H211ZM10 78H12V77H10ZM29 78H30V77H28V80L30 81ZM74 78H73V79H74ZM76 78H77V79H76ZM87 78H88V79H87ZM93 78H94V79H93ZM133 78H134V79H133ZM155 78H157L158 80L155 79ZM171 78H172V79H171ZM184 78H185V80L189 78L190 80H193V81H190V80L188 79V81H190V83L192 82L191 84H189V85H191V86H188V85H187L186 87H185V86H184V87L182 86V88H180L181 81H182ZM210 78H211V80L213 79L212 82L214 81V83H212V82L209 81ZM8 79H9V78H8ZM16 79H17V78L15 77V79H13V80L11 79V81L6 80V82H5V81H3V82H4V83H7L8 85L10 84L9 86L12 87L13 84H12L11 82H14V80H16ZM18 79L20 80L21 77L19 76ZM24 79H25V78H24ZM56 79H57V77L55 78V80H56ZM86 79H87L88 81H87ZM90 79H91V81H90ZM102 79H103V78H102ZM117 79H118V80H117ZM128 79H129L130 81H129ZM159 79H160V81H159ZM169 79H170V81H171V82H170V83H171V87H170V85H168V84H169V82H168ZM176 79H178L179 82H178ZM238 79H239V80H238ZM260 79H261V81H260ZM26 80H27V79H26ZM68 80L71 81V82H73V83H70ZM76 80H77V81H76ZM126 80H127V81H126ZM136 80H138V81H136ZM153 80H154V81H153ZM164 80H165V81H164ZM185 80H184V82H185ZM237 80H238L239 82H238ZM23 81H24V80H23ZM23 81H22V83H21V81H19V84H20V85H19L18 82L16 81V82H17L16 85H19V87L22 88V86H25V84H24L25 81H24V82H23ZM96 81H95V82H96ZM121 81H125V82H126L125 85H123L124 88L122 87V85H119V82H121ZM162 81H163V82H162ZM206 81H207L208 83H209V82L212 83L213 85L210 86V83L207 84ZM3 82H2V83H3ZM57 82H58V81L56 80V84L58 85ZM67 82L70 83V86H72V88L68 85ZM105 82H106V81H105ZM129 82H130V83L132 82V83H131V84H132L131 86H130V83H129ZM155 82H156V83H155ZM184 82L182 83L183 85L186 84V83H184ZM186 82H187V80H186ZM205 82H206V83H205ZM218 82L221 83V85H220ZM234 82H235V83H234ZM241 82H243V83H241ZM4 83H3L2 85L5 86ZM65 83H66V84H65ZM85 83H86V84H85ZM90 83H91L90 86H92V87H95V86H96V87H99L100 89H102V87H104L105 89L108 90L107 94H105V95L102 94V93H106V92H104V91H106L104 88H103L104 91H100L99 89H97V91L99 90L100 93L102 92V93H101L102 95H101L100 93L97 94V93H95V92H92V88L90 89V87H89V84H90ZM106 83H107V82H106ZM117 83H118V84H117ZM135 83H137V85H136ZM187 83H188V82H187ZM21 84H22V85H21ZM72 84H74L75 87H73ZM96 84H98V85H96ZM102 84H103V85H102ZM109 84L111 85L112 88H113V85L115 86V88H117V87H116V85H117V86H121V88H120V87H118V88L123 89V90L121 91L122 93L120 94V92H119L120 90L118 91V88H117V90H115V89L113 88L114 91H117V92H115V94L117 95V96L115 97L116 99L113 98V97L115 96L114 93H113V95L110 94V95H111L110 97H109V96L107 97L108 93H109V92L111 93V91H109V87H110ZM121 84H123V83L121 82ZM145 84H146V86H145ZM152 84H153V85H152ZM154 84H155L156 88H154ZM159 84H160V85L162 84V85H163V88L160 87ZM164 84H165V87H164ZM173 84H174V85H173ZM176 84H178V85H176ZM205 84H207V85H205ZM257 84H258L259 86H260V84H261L262 88H260L259 86H257ZM2 85H1V87H2ZM16 85H14V88H8L7 85H6V88H5V87H2V88H4L5 90H6V89H7V90H8V89H11V90H13V92H11L10 90H8V91H10L11 94L13 93L12 95H14V94L16 95V93H17V91H18ZM86 85H87V86H86ZM99 85H100V86H99ZM135 85L137 86V88L139 89L140 92L138 91V89H137V90L135 89V88H136ZM149 85H152L153 87H152V86H149ZM157 85H158V87H157ZM162 85H161V86H162ZM194 85H195V87H194ZM218 85H219V86H218ZM222 85H223V86H222ZM237 85H238V86H237ZM255 85H256L257 88H259V90H257V89L255 88ZM15 86H16V88H15ZM27 86H28V85H27ZM68 86L70 87L69 89L67 88ZM108 86H109V87H108ZM133 86H134V87H133ZM138 86H141V88H139ZM203 86H204L205 88H204ZM220 86H222V87H220ZM224 86H225V87H224ZM25 87H26V86H25ZM87 87H88L90 90L87 91V89H88ZM96 87H95V88H96ZM132 87H133V88H132ZM173 87H174V88H173ZM21 88H19V89H21ZM80 88H81V91H79ZM85 88H87V89H86L87 92H85ZM112 88H111V89H112ZM125 88H128V89H129V92L127 91L129 95L127 94V92H125V90H126ZM131 88H132V89H131ZM152 88H153V90H152ZM187 88H188V89H187ZM214 88H215V89H214ZM220 88H223V89L225 88V89H224V90H223V89L220 90ZM254 88H255V89H254ZM15 89H17L16 92H15ZM22 89H24V91H21V90H20L21 94L27 92V91H25L26 88H22ZM67 89H68V90H67ZM93 89H94V88H93ZM128 89H127V90H128ZM141 89H142V91H141ZM175 89H176L178 92H177ZM180 89H181V90H180ZM185 89H186V90H185ZM192 89H193V91H192ZM195 89H196V91H195ZM200 89H201V90H200ZM261 89H262L263 91H262ZM1 90H2V89H1ZM7 90H6V91H7ZM94 90L96 91V89H94ZM132 90H133V91H132ZM155 90H157V91H155ZM158 90H159V91L161 90L162 92H161V91L159 92ZM199 90H200V92L203 90V91L201 92L202 94L199 92ZM214 90H215L216 92H215ZM217 90H218V91H217ZM219 90H220V91H219ZM225 90H226V91H225ZM255 90H256V91H255ZM2 91H3V90H2ZM6 91H3V92L5 93V94H4V101L6 100L5 98L8 99V97H9V99L7 100V101H8V104H10L9 100H10L11 98H13L15 101L19 99V98L17 99V97H18L19 95H18L17 97H16L15 95H14L13 97H12V96L10 97V95L8 94V97H6V96H7ZM8 91H7V92H8ZM60 91H61V92L63 91V92L61 93ZM130 91H131L132 93H131ZM146 91H147V92H146ZM152 91H153V92H152ZM171 91H172V92H171ZM173 91H174L175 93H174ZM186 91H188V92H186ZM189 91H191L192 94L194 93L192 96L196 95L197 97H196V96H195V97H196L197 99L192 98L191 95H190V93H189ZM204 91H205L206 94L204 93ZM209 91H210V92H209ZM211 91H212V92H211ZM222 91H223V92H222ZM254 91H255V94H254ZM3 92H2V93H3ZM14 92H15V93H14ZM22 92H23V93H22ZM59 92H60V94H58ZM123 92H124V93H123ZM133 92H134V93H133ZM155 92H156V94H155ZM182 92H183V93H182ZM184 92H185V93H184ZM198 92H199V93H198ZM208 92H209V93H208ZM250 92L253 93V94L255 95V96H254V95L252 96V97L254 98L252 101H255V97L259 95V96H258L259 98L256 99V103L253 102V103H255V104H253V103H251V102L249 101V99L251 100V98H252V97H249V96H248V94H249L250 96L252 95V94H250ZM258 92H261V93H258ZM8 93H9V92H8ZM27 93L29 94V92H27ZM67 93H68V94H67ZM79 93H80V94H79ZM91 93H92V94H91ZM118 93H119V94H118ZM130 93H131V94H130ZM143 93H145V94L143 95ZM146 93H147V94H146ZM160 93H161V95H160ZM162 93H163V94H162ZM188 93H189V94H188ZM195 93H196V94H195ZM221 93H224V94L221 95ZM247 93H248V94H247ZM17 94H20V93H17ZM56 94H58V95H56ZM84 94H85V95H84ZM86 94H89V95H86ZM99 94L103 97V98H102L103 100H105V98H106V101L108 102V103H107L106 101L100 100V101H98V102L100 103V106H101V104H103V102H106L107 105H111V103H112V105L110 106V109L112 108L111 111H110V110H105V113L103 112V111H104L103 109H105V108L109 109V106L107 107V105H106V107H105V106H101V107H103V108H99L100 106L98 107V105H97V104H98V103H97V100H98V98H99V96H100ZM157 94H158V95H157ZM169 94H170V95H169ZM172 94H173V96H172ZM177 94H178V95H177ZM198 94H200V95H198ZM207 94H208L209 97H210V95L212 94V95H211V98H208ZM209 94H210V95H209ZM55 95H56V96H55ZM76 95H77V96H76ZM78 95H80V96H78ZM90 95H91V96H95V97H91ZM96 95H97V96H96ZM98 95H99V96H98ZM120 95H121V96H120ZM122 95H123V96H122ZM134 95H135V96H134ZM138 95H139V98H138ZM140 95H141L142 97H141ZM162 95H163V96H162ZM201 95H202V96H201ZM216 95H217V96H216ZM224 95H225V96H224ZM246 95H247V96H246ZM1 96H3V94H2ZM21 96H23V95H21ZM24 96H25V98H27V103H28V104H31L30 106H32V104H33L32 101H31V103H29L30 100H31L32 98H30L29 102H28V98H29V97H32V96H33V97H36L37 95L35 96V95L33 94L32 96H31V95L28 96V95H25V94H24ZM27 96H28V97H27ZM49 96H50V95L47 96V100H48V102H49L48 104H50V100H53V99H50ZM63 96H64V94H63ZM85 96H88V97H85ZM101 96H100V98H101ZM104 96H105V97H104ZM128 96H130V98H128ZM133 96H134V97H133ZM147 96H148L149 99L147 98ZM150 96H151V97H150ZM155 96H156V97H155ZM169 96H170V97H169ZM171 96H172V97H171ZM176 96H177V97H176ZM181 96H182V97H181ZM189 96H188V97H189ZM199 96H200V97H199ZM203 96H204V98H203ZM213 96H214V97H213ZM215 96L217 97V99H214ZM218 96H219V97H218ZM226 96H228V100H227L228 102H227V101H226L227 103L225 102V103H226V107H227V105L231 107V108L228 107L229 109H227L226 112H227L228 118H229V117H230V118H233V119H227V116H225V115H221V116H225V117H223V118H225V119L228 120V121L226 122V120L224 119V120H225L224 122H225L226 126H225V124H224V122H223V124H224V126H225L226 128L230 129V128H232L233 125H236V126H237V124H238V123L235 122V120H234V118L236 119V116H237V115L234 116V114H235V113L238 114V113H240V111L235 112L233 115H230V114H231V111H232V110H230V109H234V110H235V109L239 108V109H237V110H240V107H243V105H244V107L241 108V109H242L241 111H244V110H245V112L248 113V111L250 110V111H249L250 113H248V115H246V116H248V117H249V115H250V117L248 118L250 121H249L248 119L246 120L247 122H244V123H243V121H242V123H243L244 125H246L247 127L243 125V127H246V128L241 129L242 131L244 130L243 132L241 131L242 133H241V132H239V133L237 132L239 135H238V134H234V132H231L232 130H231V131L227 130L228 133L231 132V133L228 134V133L226 132V129H221L222 127H224V126L222 125V119H220L221 121L219 122V119H218L217 117H216V118H217L216 121H215L216 118H214V120H213V117H212V121H211V123H210V127H207V126H206V121H207V119H210V117H208V116L205 114V115H206L205 117H207V118H205V117H204V113H205V112L203 113L204 110L202 111V109L205 108L204 106H207L206 103H208V99L210 100L208 105H209L210 107L212 106V107L214 108V107H215L214 105L217 106V102H218V104H219L220 102H221V103H222V102L224 103V101H225L226 98H227ZM244 96H245V97H244ZM260 96H261V97H260ZM14 97H16V98H14ZM19 97H20V96H19ZM52 97H51V98H52ZM60 97H59L58 101H60ZM77 97H79V100H76V99H78ZM96 97H97V98H96ZM125 97H126V98H125ZM160 97H161V98H160ZM173 97H174V98H173ZM205 97H207L208 99L205 98ZM223 97H226V98L223 99ZM234 97H235V98H234ZM247 97H248V98H247ZM25 98H24V97L20 98V99L18 100V102H19V101L21 102V100H22V102H24V101L26 102V99H25ZM62 98H63V97H62ZM62 98H61V99H62ZM73 98H75V99H73ZM100 98H99V99H100ZM111 98H113V99H111ZM124 98H125V99H124ZM131 98H132V99H131ZM142 98H143V99H142ZM199 98H201V100H198ZM231 98H233L234 101L231 100ZM239 98H241V99H239ZM242 98H243V99H242ZM260 98H262V99H260ZM49 99H50V100H49ZM65 99H66V98H64L63 100H65ZM70 99H71V100H70ZM91 99H92L93 101H92ZM107 99H109V100H107ZM114 99H115L117 102H116V101H115V102L112 101V102H110V104H109V101L114 100ZM117 99H118V100H117ZM122 99H123V100H122ZM127 99H128V101H127ZM134 99H136V101H135ZM138 99H139V100H138ZM157 99H159V100H157ZM177 99H178V100H177ZM191 99H194V100H191ZM202 99H203V102H202ZM205 99H206V101H205ZM219 99H221V100L219 101ZM229 99H230L231 102H229ZM237 99H239V100H237ZM245 99H246V101H245ZM247 99H248L249 103H251V105H249ZM0 100H2V99H0ZM11 100H12V99H11ZM33 100H34V99H33ZM35 100H36V99H35ZM69 100H70L71 102H70ZM84 100H85V101H84ZM131 100H132V101H131ZM155 100H156V101H155ZM182 100H183V99H182ZM223 100H224V101H223ZM236 100H237V101H236ZM240 100H242V101H241V104H242V105L239 103ZM257 100H258V101H257ZM12 101H13V100H12ZM12 101H11V102H12ZM36 101H38V98H37ZM65 101H66V100H65ZM65 101H64V102L61 101L62 104H63V107H64V103H65ZM78 101H80V102H78ZM102 101H103V102H102ZM118 101H119V102H118ZM120 101H121V102H120ZM134 101H135V102H134ZM140 101H141V102H140ZM142 101H143V102H142ZM161 101H162V102H161ZM174 101H176V102H174ZM179 101H180V100H179ZM189 101L192 102V105H193L192 107H190V105H191L190 103H191V102H189ZM193 101H195V102H193ZM200 101L202 102V105L205 104L204 106H202V107H204V108H201V102H200ZM235 101H236L237 104H235ZM243 101H244V103H242ZM54 102H55V104L58 103L55 99L53 100V103H54ZM56 102H57V103H56ZM68 102H67V103H68ZM77 102L79 103L78 105H80V106H77V105H76ZM84 102H85V104H84ZM87 102H88V104L86 105ZM113 102H114V103H113ZM130 102H131V103L133 102L134 104L130 105V104H131ZM204 102H205V103H204ZM210 102H212V104H211ZM213 102H214V104H213ZM215 102H216V103H215ZM232 102H233L234 104H233ZM257 102H258V103H257ZM3 103H4V102H3ZM15 103H16V102H15ZM34 103H35V102H34ZM37 103H38V102H37ZM53 103H52V104H53ZM67 103H65V104H67ZM94 103H96V105H94ZM116 103H118V104H116ZM119 103H120V104H119ZM121 103H122V104H121ZM124 103H125V105H124ZM157 103H158V104H161V106L158 105ZM173 103H174V104H173ZM193 103H194V104H193ZM203 103H204V104H203ZM223 103H222V104H223ZM225 103L223 104L224 106H225ZM229 103H231V104H229ZM245 103H246V104H245ZM1 104H2V102H1ZM5 104H7V102H5L4 105H5ZM8 104H7V105H8ZM21 104H22V106L24 107V104H25V103H21ZM21 104H20V105H19V103L17 104V106H19V109H18V110H19L20 112H22V110H23V109L20 110V106H21ZM52 104H51V106H49V109H48L49 112H50V115H51V114L53 115V113H56V112H57V111H56V107H58V106L60 105V103H59V105H58V104H57L56 106L54 105L55 108L53 109V108H52V106H53ZM83 104H84V105H83ZM92 104H93V105H92ZM144 104H145V105H144ZM210 104H211V105H210ZM232 104H233V105H232ZM247 104H248L249 106H247ZM4 105H0V109H2L1 106H3V109H4V107H5ZM35 105H37V104H35ZM35 105H33V107H34ZM69 105H70V106H69ZM88 105H89V106H88ZM91 105H92V107H91ZM103 105H105V103H104ZM123 105H124V106H123ZM156 105H157V108H156ZM237 105H238V106H237ZM245 105H246V106H245ZM84 106H85V107H84ZM94 106H95V107H94ZM96 106H97V108H96ZM112 106H114V107H112ZM128 106H129V107H128ZM134 106H135L136 108H135ZM154 106H155V107H154ZM158 106H159V107H158ZM166 106H167V107H166ZM175 106H176V105H175ZM180 106H181V105H180ZM232 106H233V107H232ZM234 106H235V108H234ZM239 106H240V107H239ZM251 106H252V107H251ZM255 106H254V108L256 109ZM23 107H22V108H23ZM35 107H37V106H35ZM60 107H61V105H60ZM63 107H62V108H63ZM70 107H72V109H71ZM77 107H78V108H77ZM80 107H81V108H80ZM86 107H87V108H86ZM117 107H118V108H117ZM121 107H123V108H121ZM170 107H171V106H170ZM172 107H174V106H172ZM210 107H209V108H210ZM212 107H211V109H212ZM249 107H250V108H249ZM50 108H52V110H51ZM64 108H66V106H65ZM68 108H69V109H68ZM79 108H80V109H79ZM88 108H89V110H88ZM98 108L102 110V111H101V110H100V111H101V113H103V115L110 111V112L115 116V118H114V117H110V116L112 115L111 113H107V114H106V116H107L108 114H111L110 116L108 115L107 117L112 118V119L114 118V120H113L114 123H113V124H115V125L112 124L113 126H112L110 132H109L108 130L110 129V128H109V127H110L109 124H110V122H111L112 120H111V119H108V120L105 119V118H107V117L104 118L105 115H104V116L101 115V116H103V118H104V120L106 121L107 124H108V122H109L108 125L104 122V125H105V126L103 125V123L101 124V123L99 122V121H101V122L104 121V120L102 119V117H100V119H102L103 121L100 120V119H99V121H97V120H96L97 117H96L94 120H93V118H92V120H89V118H91L92 116H89V118H88V115H89V114H91V115L93 114V115H94L96 112L94 113L93 110L95 109L94 111H97V110L99 111ZM130 108H131V110L129 111ZM132 108H133V110H132ZM140 108H141V109H140ZM154 108H156V109H158V110H159V108H160L161 110L158 112V110H156V109H154ZM176 108H177V107H174V108H172L171 110L168 108V110H170L169 112L172 113V115H173V114H174L173 111H174V110L176 111ZM193 108H194V107H193ZM209 108H208V109H209ZM215 108H216V107H215ZM247 108H248V109H247ZM261 108H260V109H261ZM58 109H57V110H58ZM119 109H120V110H119ZM122 109H123L124 111H123ZM137 109H138L139 111H138ZM173 109H174V110H173ZM54 110H55L56 112H54ZM65 110H66V109H65ZM118 110H119V111H118ZM121 110H122V111H121ZM125 110H126V111H125ZM135 110H137V111H135ZM149 110H150V111H149ZM152 110H153V111H152ZM168 110H167V111H168ZM179 110H180V109H179ZM179 110H177L178 113H179ZM205 110H207V109L205 108ZM218 110H220V108H219ZM218 110H214V109H213V111H217V112H219ZM223 110H225V109H223ZM223 110H222V111H223ZM229 110H230V111H229ZM51 111H52L53 113H52ZM115 111L120 113L121 118H120V116L118 115V113H117V115H116ZM120 111H121V112H120ZM144 111H145V112H144ZM155 111H156V112H155ZM189 111H190V110H189ZM191 111H192V110H191ZM210 111H211V110H210ZM210 111H208V112H209L208 114H211L212 111H211V112H210ZM222 111L220 110V113H222ZM252 111H254V109H252ZM255 111H256V110H255ZM259 111H260L259 114H260V115H261V114L263 115L264 112L261 113L262 110H259ZM2 112H3V111H2ZM72 112H73V114H72ZM79 112H80V113H79ZM90 112H92V113H90ZM113 112H114L115 114H114ZM125 112H127V113H125ZM150 112H151V113H150ZM160 112H161V115H160ZM164 112L167 113L166 111H164ZM184 112H181L180 114H178V113L175 112L176 115H174V116H175L176 118H178V120L181 122V119H180L179 117L182 116V121L185 120V118H186L185 116L188 115V116L190 117V115H189L188 112H187L188 114H187V113L185 114ZM196 112H195V113H196ZM226 112H225V113H226ZM232 112H233V111H232ZM0 113H1V111H0ZM58 113H59V111H58ZM82 113H83V114H82ZM99 113H100V112H99ZM99 113H98V114H99ZM158 113H159V114H158ZM165 113H164V114H165ZM170 113H168L169 116H170ZM183 113H184V119H183ZM190 113H191V112H190ZM214 113H215V112H214ZM223 113H224V111H223ZM229 113H230V114H229ZM242 113H244V112H242ZM251 113H252V115H253V114H254V115L252 116ZM1 114H2V113H1ZM47 114H48V113H47ZM87 114H88V115H87ZM155 114H156L157 116H156ZM168 114H167L166 117H168ZM181 114H182V115H181ZM193 114H194V113H193ZM201 114H202V115H201ZM215 114H216V113H215ZM50 115H47V116H50ZM54 115L57 116L58 114H57V115L54 114ZM84 115H87V117L84 116ZM96 115H97V114H96ZM96 115H95V116H96ZM113 115H112V116H113ZM123 115H124V116H123ZM177 115H181V116L178 117ZM191 115H192V114H191ZM219 115H220V114H219ZM229 115H230V116H229ZM238 115H239V117L241 116V118L243 119L244 116L242 117V115H240V114H238ZM55 116H52V117H55ZM82 116H83V117H82ZM95 116H94V117H95ZM97 116H98V115H97ZM116 116H119V117H116ZM174 116H173L172 118L170 117V121H169L168 118H166L167 121L169 122V124H168L169 126L172 125L171 123H173L172 120H173V118H175ZM188 116H187V117H188ZM197 116H196V117H197ZM231 116H233V117H231ZM50 117H51V116H50ZM69 117H70V118H69ZM80 117L82 118V120H83L84 117H85L86 119H88V120H86V119L84 118V120H85L86 122H87V121H88V122H90V121L93 122V121H94V123L96 122V123H98V125H99V123H100L101 125H103V126L105 127V128L103 127L105 134H102V133H101V132H103V129L101 130V125L97 126V124H96V125H93V123H92V126H95L96 128H97V127H100V128H98V130H97L96 128H95L94 130H95V131H96V130L99 131V129H100L101 131H99L98 133H101V134H98V133H96V132H94V133H95V134H94V133L92 132L93 128H92V130H91L92 134H90V133H91V132H90V129H91V128H90V127H91V122H90V124H88V122H87V124H86V122H85V123L83 122V123L85 124V126H83V125H84L83 123H81V124H83V125H79L80 121H78V120H79V119L81 120ZM125 117H126V118H125ZM214 117H215V116H214ZM262 117L264 118V116H262ZM67 118H68V119H67ZM122 118H123V121L121 120ZM147 118L149 119V121H148ZM162 118H163V119H162ZM176 118H175V119H176ZM191 118H192V116H191ZM246 118H247V117H246ZM251 118H252V119H251ZM72 119H73V120H72ZM118 119L120 120L119 122H118ZM145 119H146V120H145ZM186 119H187V118H186ZM189 119H190V118H189ZM189 119H188V120H189ZM205 119H206V120H205ZM244 119H245V118H244ZM254 119H255L257 122H255ZM55 120H56V119H55ZM74 120H75L76 123L74 122ZM84 120H83V121H84ZM95 120H96V121H95ZM178 120H177V121H178ZM188 120H187V121H188ZM198 120H199V121H198ZM203 120H204V121H203ZM210 120H211V119H210ZM56 121H57V120H56ZM66 121H67V123H66ZM69 121H70V122H69ZM72 121H73V122H72ZM125 121H126V122H125ZM155 121H154V122H155ZM158 121H157V122H158ZM163 121H164V120H163ZM165 121H166V120H165ZM167 121H166V122H163L164 125L167 124ZM189 121H190V120H189ZM189 121H188V122H189ZM192 121H194V118H193ZM81 122H82V121H81ZM140 122H141V123H140ZM157 122H156V123H157ZM159 122H158V123H159ZM185 122H186V121H185ZM185 122H184V121H183V123L181 122V123H180L181 126H180V125L178 124L179 122L176 123V120H175V121H174V124L176 123L175 125H177L178 127L180 126V127H179L180 129H185V127L187 126V125H185V127H183ZM188 122H187V124H188ZM209 122H210V121H209ZM209 122L207 121V124H208ZM238 122H239V120H238ZM249 122H251L250 125H249ZM253 122H255L256 124H258V125H255V126H257V127H256L257 130L254 131V133H252V132H253V129H254V128H253L254 125H252V124H254ZM65 123H66V124H65ZM68 123H69V125H68ZM72 123H75V124H72ZM111 123H112V122H111ZM145 123H147V124H145ZM158 123H157V124H158ZM219 123H220V125H219ZM236 123H237V124H236ZM239 123L242 124V123H241V120H240ZM245 123H247V124H245ZM76 124H77V126H76ZM128 124H129V125H128ZM138 124H139V125H138ZM142 124H143V125H142ZM144 124H145V125H144ZM152 124L154 125V123H152ZM152 124H151V125H152ZM157 124H155L156 127H157ZM174 124L172 125V128L175 129V127H173ZM240 124H239V125H240ZM89 125H90V126H89ZM106 125H107V127H108V126H109V127L107 128ZM123 125H124V126H123ZM131 125H132V126H131ZM136 125H137V126H136ZM153 125H152V126H153ZM162 125H163V124H162ZM162 125H161V126L158 125V126H159V127H162ZM188 125H189V124H188ZM208 125H209V124H208ZM218 125H219V127H220L219 129H218ZM78 126H79L80 128H79ZM86 126H88V127L86 128V130H85V128H82V127H86ZM121 126H122V127H121ZM130 126H131V127H130ZM134 126H135V127H134ZM166 126H167V125H165V127H166ZM169 126H167L168 129H169ZM177 126H176V127H177ZM190 126H188V127H190ZM241 126H242V125H241ZM250 126H252L253 129H251L252 131L249 133V128H251ZM259 126H260V127H259ZM55 127H54V128H55ZM76 127H77V130H75ZM127 127L130 128V129H128ZM142 127H143L144 129H143ZM149 127H150V126H149ZM149 127H148V129H149ZM178 127L176 128V129H177L176 133H178V131H179V128H178ZM181 127H182V128H181ZM211 127H212V129H211ZM233 127H235V126H233ZM237 127H239V126H237ZM54 128H52V129H54ZM70 128H72V131H71V130H68V129H70ZM78 128H79V129H83V130H79ZM88 128H90V129L87 131ZM118 128H119V129H118ZM124 128H125V129H124ZM136 128H137V129H136ZM145 128H146V129H145ZM163 128H164V126H163ZM241 128H242V127H241ZM256 128H255V129H256ZM73 129H74L75 131H77V132L75 133V131H74ZM105 129H106V130L108 129V130H107V134H106V130H105ZM121 129H122V130H121ZM126 129H127V130H126ZM139 129H141V130H139ZM153 129H154V128L151 127L150 130L152 131ZM155 129L158 130L159 128H155ZM160 129H161V128H160ZM174 129H169V130H170V131H173ZM176 129H175V130H176ZM186 129H187V128H186ZM232 129H233V128H232ZM235 129L237 130L236 127H235ZM246 129H247V132H246ZM255 129H254V130H255ZM258 129H259V130H258ZM261 129H262V130H261ZM59 130H61V131H59ZM65 130H68L69 132H67V131H65ZM78 130L80 131L79 133H78ZM84 130H85L87 133H88V132H89V133H88V134H86V133H85V134H82V131H84ZM119 130H120L122 133H121ZM125 130H126V131H125ZM150 130H148V131H150ZM162 130H163V129H162ZM162 130H160V131H161V135L163 136V133H162V132H164V131H162ZM166 130H167V129H166ZM166 130H165V131H166ZM169 130H167V131H169ZM175 130H174V133H170V132L168 133V132L166 131V132H164V134L166 133L165 135H167V133H168L169 135H167V136H170V138H171V135H174V138H175V137H177V136H175ZM218 130H219L220 132H219ZM222 130H225V131H222ZM233 130H234V129H233ZM64 131H65L66 133H65ZM85 131H84V132H85ZM118 131H119V132H118ZM135 131H137V132L135 133ZM140 131H141V132L143 131V133H142L141 135H138L139 133H141ZM148 131H147V133H146V136H148L149 133H150L151 136H152L153 133H151V131H150V132H148ZM154 131H155V130H154ZM154 131H153V132H154ZM200 131H201V132H200ZM238 131H240V130H238ZM258 131H261V132H258ZM84 132H83V133H84ZM112 132H113V133H112ZM132 132H133L134 134H133ZM181 132H182V131H181ZM181 132H179L180 134L178 133L179 136L182 134ZM184 132H185V131L183 130V133H184ZM188 132L184 133V134H185V137H183V135H184V134H183V135H181V136L179 137V139H178V138L172 139V138H173V137H172V138H171L172 140H170L169 138H167V136L165 137V135H164V138H162V136H161V138H162V139H165V141H166V140H170V143H169V141H166V142H165V143H167L166 145H165V144H162V143H159V142H161V141H163V140H161V139H157L156 137H154V136H157L156 133H155L154 136H152L153 138H150V137H146V138H148V140H150V139L156 140V139H157V141H152V140H151L152 143H150L148 140H144V139H143V141H144V144H145V145H147V143H148V145L150 144V145L152 146V147H151V146H148V148H149V147L152 148L151 150L149 149L150 151L156 149V148H154V146H156V145H153L154 142L159 143V145L161 144V145H160L161 147H163V145H164V146H165L164 148H167V147H169V145L171 144V141H172V144H173V145H172V147H171V145H170V147H171L173 150H176V148L179 147L181 143L183 144V142H185V144L188 143V146H187V147H189L190 144H191V146L193 145L192 143H189V140H191V142H194V141L196 142L195 139H194V141H193V138L196 137V136L193 137V136L195 135L193 132H192L193 134H190V135H192V137H190L189 134H188L189 138H188V137H187L188 139L186 138V135H187ZM61 133H62V134H61ZM63 133H64V135H63ZM73 133H75V134L78 133L79 135H78V134H77V135H78L79 138H76L77 135L75 136V134L73 135ZM115 133H116V134H115ZM137 133H138V134H137ZM235 133H236V132H235ZM240 133H241L242 135H240ZM257 133H258L259 136H257ZM65 134H66L67 136H66ZM80 134H81V136H80ZM93 134H94L95 137L93 136ZM97 134H98V136H97V138H96V135H97ZM108 134H109V135H108ZM126 134H128V135H126ZM131 134H132V135H131ZM158 134H159V136H158V138H159V137H160V132H159V130H158ZM211 134H212V135H211ZM247 134H248L249 136H248ZM261 134H262L263 139H262V140H261V139L259 140V138H262V137H260ZM82 135H83V136H82ZM120 135H122V136H120ZM123 135H124V136H123ZM176 135H177V134H176ZM199 135H201V134H199ZM252 135H253V136L255 135L256 137H253ZM87 136L85 137L86 139L82 138L81 140H83V139H84V140H83V141L80 140V141L83 142V145H84V143L86 144V142H87V144H88V145H87L88 148H92V146H93V140H92V142H91V139H88ZM149 136H150V135H149ZM233 136H235V137H233ZM241 136H243V137H241ZM244 136H245V139H247V141H248L251 137H252L251 139H253L252 141H251V139H250V142H252V143H250V142L248 141V143H250L249 148H248V146H247L248 143L244 142V145L242 146L243 143L240 144V141H239V143H238V142H236V140H234V139H236V138H240V137H241L240 140L245 141V140H244ZM7 137H8V136H7ZM50 137H51V136H50ZM62 137H63L64 139H62ZM88 137H89V136H88ZM107 137H108V138H107ZM132 137H131V138H132ZM139 137L142 138V139H139ZM207 137H209V138H207ZM231 137H232V138H231ZM246 137H248V138H246ZM109 138H110V139H109ZM115 138H116V137H115ZM118 138H116V139H118ZM125 138H126V137H125ZM125 138H124V140H123V138H121V139H122L123 141H125ZM136 138H133V139H136ZM144 138H145V136H144ZM149 138H150V139H149ZM180 138H183V139L186 138L188 141H184V140L182 139V140H183V142H182V140H181ZM190 138H191V139H190ZM220 138H222L223 141L220 140V142H218V140H219ZM242 138H243V139H242ZM256 138H257V139H256ZM8 139H9V137H8ZM51 139L53 140V141L51 140V142H55V141H54V138L51 137ZM105 139H106V140H105ZM119 139H120V138H119ZM119 139H118V141H121V140H119ZM133 139H132V140H133ZM176 139H178V141L180 140L181 142H180V143H178V142L175 143L174 140H176ZM231 139H232V140H231ZM49 140H50V138H49ZM87 140H88V141H87ZM98 140H96V143H98ZM130 140H131V139H130ZM158 140H161V141H158ZM209 140H211V139H209ZM237 140H239V139H237ZM258 140H259V141H258ZM68 141H69V142H70V141L73 142V144L68 143V144H70V145H68V146H72V145L75 146L74 144H75L76 142H74L73 140H68ZM114 141H115V140H114ZM114 141H113V142H114ZM118 141L114 142V143H116L115 145H117V142H118ZM224 141H225V143H222V142H224ZM229 141H230V142H229ZM243 141H242V142H243ZM256 141H258V142H256ZM260 141H262L263 143L260 142ZM90 142H91L92 146L89 147V143H90ZM109 142H111L112 144L109 143ZM126 142H127V141H126ZM126 142H124V143H126ZM128 142H130V141H128ZM133 142H135V141H133ZM136 142H137V141H136ZM136 142H135V143H136ZM139 142L137 143V145L140 144ZM195 142H194V143H195ZM201 142H202L201 140H200V142H199V141L197 142V143H200V144H199L200 146H198L197 143H195V144H196L198 147H201V144L205 143V142H202V143H201ZM64 143H65V142H64ZM66 143H67V141H66ZM106 143H107V144H106ZM121 143H122V142H120V143L118 144V146L120 145L121 148H124L125 146H128V149H127V150H125V148H124V149H121V148H119L120 146H119V147L117 146V148H119V149H121V150L116 151V150H117V149H116V150H115V153H114V149H113V148H114L115 145H112L113 148H112V146H111V149L108 148L109 150H112V149H113V154H112V152H111V155H116L115 158H117V157L120 158V153H121V152H123L122 154L124 155V152L126 153L127 151H130L129 149L132 150V148L134 147V146L132 147V145H131L132 143H131V142H130L131 144L129 143V145H130L131 148H129V145H126L127 143H126V144H121ZM157 143H154V144H157ZM163 143H164V141H163ZM168 143H169V144H168ZM174 143H175V144H174ZM212 143H213L214 145H213ZM52 144H54V143H52ZM52 144L50 143L49 145H52ZM81 144H82V143H76V145H78V146H77V147L75 146V148H77V150L79 149V150H78L79 153H82L83 151H86V150H87V148H85L86 150H81V149H80ZM91 144H90V145H91ZM98 144H99V143H98ZM141 144H143V142H142ZM144 144H143V146H145ZM176 144H179V145H178V146H175ZM236 144H240L241 147H239V145H237V146H236L237 148H236V147H235ZM245 144H246V146H245ZM49 145H48V146H49ZM79 145H80V146H79ZM110 145H109V146H110ZM133 145H134V144H133ZM159 145H157V147H160ZM211 145H210V146H211ZM254 145H255V144H254ZM254 145H253V146H254ZM65 146H66V145H65ZM65 146H64V147H65ZM73 146H72V147H73ZM87 146L84 145V147H87ZM97 146H99V145H97V144L95 145V144H94V147L97 148ZM122 146H123V147H122ZM166 146H167V147H166ZM174 146H175L176 148H175ZM191 146H190V148H192ZM212 146H211L210 149H212V150L215 149V150H213V152H211V150H210L208 153H209V154L213 153V155L215 156V155H216L215 152L217 151V149L215 148V146L212 148ZM228 146H227V148H228ZM231 146H230V147H231ZM244 146H245V147H244ZM257 146H258V145H257ZM257 146H255V147H256V150H259V149H258L259 146H258V148H257ZM51 147L54 148L53 146H51ZM51 147H50V148L48 147V148L50 149L51 153L54 154V152L51 150ZM55 147H56V146H55ZM82 147H83V146H82ZM82 147H81V148H82ZM94 147L92 148L93 151H92L91 149H90V150L88 149V151H89L90 153H87V152L85 153V155L88 154V156H89V155H91V156L88 157L87 155L85 156V155H83V154H82V156H84V157H88L89 159H91V158H92V159H95L96 157H98V156L95 157V155H98V151L96 150L97 153L95 154L96 151H95V148H94ZM101 147H104V146L100 145V147H99V148H100V151H101V149H102ZM115 147H116V146H115ZM135 147H136V146H135ZM135 147H134V148H135ZM138 147H139V149H140V148L142 149V147H140L139 145H138ZM170 147H169V149L171 150V152L168 151V149H166V150L169 152V154H172V153H173V152H172L173 150H172ZM193 147H194L195 150H197V148H195L196 146H193ZM238 147H239V148H238ZM246 147H247V148H246ZM68 148H69V147H68ZM68 148H66V150L64 149V151H67ZM70 148H71V147H70ZM70 148H69V149H70ZM145 148H147V146H146V147H143V149H142V150H143V154H141V153H142V150H139V149L135 148L136 150H139V152L141 151L140 154H139V152L134 151V149H133V152L137 153V154H135V157L138 156V154H139V155H142L143 157L146 158V157L148 156L147 154L150 153V151H148L147 154H146L144 151H147L148 149L145 150ZM174 148H175V149H174ZM235 148H236V149H235ZM245 148H246L247 152H246ZM253 148H254V147H253ZM263 148H264V146L262 147V149H263ZM58 149H59V147H58ZM62 149H63V148H62ZM83 149H84V148H83ZM104 149H105V148H104ZM104 149H103V151H104ZM157 149H158L159 152H160V150H161L162 153H163V155H166V154H167V153H164V152H165V151H164L165 149H164V150H163V148H161V149H160V148H157ZM177 149H178V148H177ZM192 149H193V148H192ZM230 149H231V148H230ZM234 149H235L236 152H237V150L239 149V150H238L239 152L235 153V152H234ZM251 149H252V148H251ZM55 150H57V147L54 148V151H55ZM74 150H75L74 147H73V150L71 149V152H69V150H68V152H69L68 155L71 156L70 154H71L72 152H74L75 155L72 154L71 157H75V156H77V155H76V152H78V151H77V150L74 151ZM80 150H81L82 152H80ZM98 150H99V149H98ZM109 150H108V151H109ZM256 150H255V151H256ZM60 151H61V150H60ZM108 151H107V152H108ZM154 151H156V150H154ZM158 151H156V152H158ZM167 151H166V152H167ZM177 151H179V150H177ZM177 151H174L175 154L177 153ZM201 151H202V150H197V151L194 152V150H193V152H194L196 155L198 154V153H196V152L201 153V155H202V154L207 155L205 152L202 153ZM203 151H204V150H203ZM222 151H221V152H222ZM228 151H230V150H228ZM232 151H233V152H232ZM253 151H254V150H253ZM62 152H63V151H62ZM91 152H94L93 155H92ZM116 152H118L119 155H117ZM156 152H155V153H156ZM210 152H211V153H210ZM223 152H222L221 154H223ZM248 152H249V153H248ZM250 152H251V153H250ZM55 153H56V151H55ZM79 153H78V155H79ZM83 153H84V152H83ZM101 153H105V152H101ZM127 153H128V152H127ZM127 153H126V154H127ZM194 153H190V154H194ZM214 153H215V154H214ZM232 153H233V154L235 153V154L233 155ZM252 153H253V154H252ZM255 153L258 154L259 151H258V153H257V152H255ZM66 154H67V153H66ZM94 154H95V155H94ZM109 154H110V153H109ZM126 154L123 156L124 158H123V157L121 158V160H122V162L125 161L126 164H128L127 162H128L129 159L131 160V155H132L133 153H132V152H131V154H130V152L128 153L129 155H127V156H128L127 158H129V159H127V160H126V158H125V157H126ZM145 154H146V155H145ZM151 154L153 155L154 152H152ZM151 154H149V155H151ZM158 154H159V153H157V155L154 154V158H155L156 156L158 157ZM169 154H168V156H170ZM178 154H179V152H178ZM178 154H176V155L172 154V155H174L173 157H176ZM195 154H194V155H195ZM209 154H208V155H209ZM229 154H231V157H229ZM101 155H102V154H101ZM111 155H110L109 157H113V156H111ZM133 155H134V154H133ZM152 155H151V156H152ZM160 155L163 157V155H162L161 153L159 154V157H160ZM172 155H171L170 157H172ZM198 155H200V154H198ZM213 155L211 154L210 156H211V157H214ZM259 155H260V156H259ZM262 155L264 156V151L262 152ZM262 155H261V153L258 154L259 157H262ZM80 156H81V155H80ZM92 156H93V157H92ZM102 156L104 157L105 155H102ZM102 156H100V157H102ZM106 156H107V155H106ZM121 156H122V155H121ZM129 156H130V157H129ZM151 156H150V157H151ZM166 156H167V155H166ZM222 156H223V155H222ZM233 156H235V159L232 158ZM258 156L256 155L257 158H259ZM143 157H139V156H138V158H141V159H142ZM238 157H239V158H238ZM253 157H254V156H253ZM78 158H79V157H78ZM88 158H86V159H88ZM106 158H107V157H106ZM118 158L116 159L117 162H116V160L114 159V157L112 158L114 161L111 159V163L114 162L113 165H112V168H111V166H110V169H111L112 171L109 169V166L106 164L105 167L108 166V167H107L108 169H107L106 171H102V172H100V173L108 174V173H109L108 170H110V174H109V176H110V175L113 173L114 169H116L115 167L113 168V166H115V165H114L115 162L117 163V164H116V167H118V163L121 162V161H119ZM132 158H133V156H132ZM136 158H137V157H136ZM138 158H137V160H138ZM145 158H143V159H145ZM148 158H149V157H148ZM152 158H153V157H152ZM236 158H237V159H236ZM242 158H243V156H242ZM249 158H250V157H249ZM249 158H247V159H249ZM79 159H80V158H79ZM92 159H91V166H89V165H90V162L87 161V160L85 161V159H84L85 164H84V163H83V164L86 165V163L88 162V163H89V164H88L89 168L91 167V169H93V167L96 166L97 163L101 162V161H98V160H101V159H99V157H98V160H97L98 162H97L96 160L92 161ZM96 159H97V158H96ZM102 159L104 160L105 157L102 158ZM123 159H125V160H123ZM247 159H245V160H247ZM250 159H251V158H250ZM261 159H263V158H261ZM81 160L83 161L82 158L80 159V161H81ZM108 160H109V159H107V162H106V159H105L104 162H105V163H108ZM130 160H129V161H130ZM133 160L136 161L135 158H133ZM241 160H242V159H241ZM245 160H244V163H247L248 161L245 162ZM263 160H264V159H263ZM82 161H81V162H82ZM112 161H113V162H112ZM118 161H119V162H118ZM134 161H133V162H134ZM231 161H232V160H231ZM239 161H240V160H239ZM255 161H257V160H255ZM93 162H94V164L96 163L94 166H93ZM102 162H103V161H102ZM104 162H103V163H104ZM133 162H132V160H131V163H133ZM259 162H260V161H259ZM111 163H110V164H111ZM250 163H251V162H250ZM254 163H255V162H254ZM257 163H258V162H256V164H257ZM119 164H120V163H119ZM123 164H124V162L121 164V166H122ZM126 164H125V165H126ZM241 164H243V162L241 163V161H240V163H239V169H238V170H240V169L243 170L242 168H243V165H244V164H243V165H241ZM256 164H254V165H256ZM258 164H259V165H258ZM258 164H257L258 166H255V168H254L255 170H256V167H257V170H258V169H261V168H258V167H260V165H262V164H260V163H258ZM125 165H124V166H125ZM88 166H87V167H88ZM92 166H93V167H92ZM103 166H104V165L101 166V164H100L99 167L104 169L105 167H103ZM124 166L121 167V168L118 167V171H119V168L122 169L120 172H123V168H124V170H126L127 167H128V165H127L126 169H125ZM240 167H241V168H240ZM247 167H248V165H247ZM100 168H99V169H100ZM244 168H246L245 165H244ZM248 168H249V167H248ZM251 168H252V167H251ZM262 168H264V165L262 166ZM95 169L98 170V164H97V167H96ZM95 169H93V170H95ZM88 170H89V169H88ZM88 170H87V171H88ZM96 170H95V171H96ZM100 170H102V169H100ZM100 170H98V171H100ZM116 170H117V169H116ZM116 170H115L114 172L117 173ZM224 170H225V169H224ZM226 170H228V169H226ZM231 170H237V168H234V169L232 168ZM246 170H247V169H246ZM249 170L251 171V169H249ZM98 171L94 172V173L96 174V177H92V174H93V171H92V170H91L92 173H90L91 175L89 174V171H88V175H90L89 178L91 177L92 180L94 179V180H93L94 182H95V178H99V177H101V175H102V174H101V175L98 177V175L100 174V173H98ZM126 171H127V170H126ZM243 171H244V170H243ZM259 171H260V170H259ZM261 171H262V170H261ZM105 172H106V173H105ZM107 172H108V173H107ZM124 172H125V171H124ZM118 173H119V172H118ZM95 174H93V176H95ZM113 174H114V173H113ZM104 177L107 178V179L109 178L108 176H105V175H104ZM91 178H90V179H91ZM101 178H102V177H101ZM93 181H92V182H93ZM99 181H101V180H99ZM99 181H98V182H99Z\"/></svg>",
	"mask_w": 264,
	"mask_h": 264
}]
</instances>
